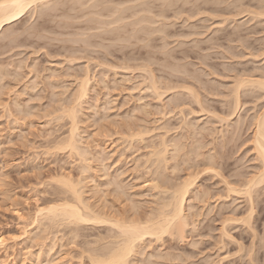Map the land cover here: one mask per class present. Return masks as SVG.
Here are the masks:
<instances>
[{
  "label": "rangeland",
  "instance_id": "rangeland-1",
  "mask_svg": "<svg viewBox=\"0 0 264 264\" xmlns=\"http://www.w3.org/2000/svg\"><path fill=\"white\" fill-rule=\"evenodd\" d=\"M59 1V0H58ZM74 1L75 0H73V1H70V0H60V4H58L57 6H56V9H55V14H57V15H55L52 11H50L49 12V14H50V16H48V15H46V13H45V17H43L42 16V14H41V16L39 15H37L35 12L32 14V15H29V14H31V13H27L26 15H24L23 17L25 18H23L22 19V21L20 20V22H18V24H16V26L17 27H14L15 26V24H13L14 26H10V28L5 32L6 33V35H3L2 37H4V36H6L5 38H8L7 40H5V41H3V43H1L2 41H0V50L2 51V52H0V65L2 66V68L0 67V71H1V69H2V71H1V74L3 73V72H5V75H4V73L2 74V76L0 75V79H1V77H4V78H2L1 79V81H3V82H0V86L1 85H3L2 87H4V88H2V87H0V89H1V96H0V237L2 238V239H4L3 240V245H1L0 246V264H43L44 262H48L49 264H50V261H51V259H50V261H49V257L51 258L52 257V263H54V264H94L93 262H91V260H89L86 256L88 255V254H85V252L83 253V246L84 245H82V244H87L88 242V244H90V241H94L95 239H93L92 237H96L97 236V238L96 239H98L100 236H103L104 235V233L106 232V230L104 231V228H103V230L102 231H104V232H102L101 231V229H102V227H104V226H98V225H93V224H91V225H89V224H85V225H81V224H79L80 226H82V227H77L78 229H79V232L78 233H80V234H78V236L76 235V237L77 238H75V239H73V237H74V235L71 233V235L73 236H69L68 234H70V232L68 233V228H70V227H68V226H64V227H62V225L63 224H59V225H61V226H59V225H57V226H59V228H55V224L53 225V226H51L53 223H51L50 221H49V223L48 222H45V221H47L48 219H46L45 221H44V219H43V217L41 218L40 216V218H38V216L37 215H35L34 216V210H35V203H36V201H37V203L39 204V205H42L43 206V204H45L46 205V203H47V201L45 200V199H47V200H49V199H52V198H57V197H63V196H67V194H65V193H62V192H59V186H61L60 185V182L58 181V177L60 176V174H62V173H64V175H67V174H70V176L71 177H73L72 179H74V180H76V179H78V178H84V174H86V173H82L81 174V170H79L78 168H81V165H82V163L81 162H79V161H77V160H75V159H77L76 157L74 158V156L73 157H71L70 155V157H68V152H67V150H64L66 153H67V155L65 154V152H63L61 149H59L58 151H55L54 149L56 148L55 146L57 145V143H56V145L54 146V144H55V142H57V141H59L60 140V136L59 135H63L64 134V132H65V134L67 133V131L65 130L64 131V129H67V127H68V125L67 126H65L64 127V125L68 122L67 120V118H66V120L60 115L61 114V112L60 111H58V115H60L61 117H60V119L61 118H63V119H61L62 121H59L58 119H59V117L58 118H55V117H57L58 115L56 114L57 113V111H54V113H53V116L51 115L52 114V112H51V108H49L48 107V109H50V110H48V113H47V111L45 112V113H42V112H36V111H41L40 109L38 110H36L35 112H33V113H36L35 114V116L33 115V117H31V115H29L28 116V118H27V116H22L24 119H25V121H24V119L22 120V118H21V114L19 113V114H17V113H13V111H12V109L10 110V108L12 107V104L10 105V101H12L13 100V98H14V96L16 95V97L15 98H17L18 99V97L20 98L19 100L20 101H22L23 100V102H26V101H29L30 100V98H31V96L30 95H32V99L31 100H33L34 101V98L37 96V98H35V101H36V99H38L37 100V102L39 103L40 102V104L42 103V104H47V102H49L50 100H51V93H50V90L51 89H49V88H47V79L46 78H44L45 77V75L46 74H48L49 72V69H48V67H49V65L50 64H52V66L50 65V67L49 68H54V66H55V68L58 70V69H60V67L62 68L61 70H58V73L60 74V72L61 73H65V71H66V73H65V75H63V74H60L59 76L60 77H64L65 76V79L64 80H61V78L60 79H58V83H59V80H61L60 82L61 83H66V85L63 83V87L64 86H66L64 89L66 90L68 87H70V91L68 90L67 92L65 91V93L67 94L66 96H68V104L70 103L69 102V99H70V97L72 96V92L71 91H73L74 92V90H75V88H76V85H77V80L75 79V76H80L79 74V72L80 71H82V72H84L83 71V67H84V65H86L87 67H88V74H89V76H93L92 77V80H90V84H91V88H92V90H93V92L91 91V95H89L90 94V92H89V99H88V96L87 97H85V107H84V109L86 110V109H88V110H86L88 113H90V116L88 115L87 117L88 118H86L85 117V113H86V115L88 114L84 109H83V112L85 111V113H83L82 114V118L84 119L83 121L81 120L80 122H81V124H80V126L82 127V128H84V129H87L86 131L87 132H90V134L89 133H87V132H84L85 134H87V135H85L84 133V135L82 134V137H81V139L83 140V141H85L86 139V141L88 142H86L85 141V143L82 141V140H80L81 141V144L82 143H84L85 144V146L86 145H88V148H89V150H91V149H93L94 151H95V147H96V145H97V149L99 148H101V149H107L105 152L106 153H110V155H109V158H108V161H107V163H110V161L112 162V164H109V166H114V167H109L108 169H109V172L111 173V170H112V172H113V170H115V166L117 165L120 169H121V167H123L122 168V171H123V169H125L124 170V172L123 173H127V174H123V176L125 177V179H126V181H129L128 183H132L133 182V186H131L132 188L130 189V191L131 192H135V194H137L138 193V191H139V193L140 192H144V195H149L148 193V191H150L151 189H148V188H150V184H149V182L151 181V176H150V174H151V172H150V174H149V176L147 175V177H145V175L144 174H147V171L146 172H143V169H148L149 168V166H148V168H147V165L144 163V162H146L147 160H144L143 159V156L142 155H145V156H147L146 154H147V150L145 149V148H143V146H142V144H139V142H136L135 144H136V150H138V151H136L135 149L133 150V148L135 147V144H133L132 145V148L130 147V148H127V147H129V146H125L126 144L128 145V141L126 140V139H124V137L123 136H125L126 134H125V132H124V124L123 123H126V122H124V120L125 121H127V122H129V118L131 117L130 116V113L131 112H133V110H135L136 109V111H140V110H144L145 109V106H146V109H147V112L149 111L150 113H148L147 114V112H146V110L144 111V113H143V111L141 112L140 111V113H138V112H136L135 111V114L136 113H138L139 115L138 116H136V117H139V116H143L144 117V115H145V113H146V117L147 118H149V119H147L146 118V121H148L149 120V124H151V125H149V126H152L153 125V123H151L152 121V119H153V122H159V123H164L165 121V123L164 124H162L163 126H165V125H167V126H170V127H168V133H170V136L171 135H175L174 137H177L176 135H178V133L179 134H182L183 132L185 133V131L186 130H182V132H179L180 131V129H181V126L180 125H182V119L183 118H185V120L187 121V119H186V117L188 118V119H190V120H192L191 121V123H192V125L193 126H196V127H194V133H196V132H198V131H196V130H198L199 129V127L198 126H200L201 125V127H203L204 125H208V126H211V128L212 129H209L208 131H212V135L210 134V133H207L206 134V130H207V128L204 130V129H202L201 130V134L200 133H197L196 134V137H198V138H201V137H203V136H210L211 135V138H210V141L214 138L215 140H217L218 142H220L222 145L223 144H225V145H221V144H218V142H214L213 140V142H212V144L214 143H217L216 145L217 146H215V145H213V147H215V148H217V149H215V148H211L210 147V145H209V147L206 145L204 148L205 149H203V151H205V152H207V150H208V148H210L211 150H208V151H214L215 153H218L217 154V156H220V158H218L219 159V161H220V164H221V166H223V167H221V168H219V173L220 174H224V176H226L225 178H226V180H228L229 182H233L232 184H234L235 185V183L238 181V182H241L243 179H245V178H247L249 175H250V173H251V171L254 169V167H253V169H252V166L251 165H253V164H256L257 162H256V160H252V156L254 157V155L252 154V149H251V146H250V140H248L249 139V136H250V133H251V129H249V123H247L246 124V120H248V116L251 114V112L253 111V109H252V106L254 107V105L253 104H255V103H257V102H254V100L252 99V98H254L253 96V94H251V95H253V96H251V95H247V98H246V95H243L242 94V96H241V101H242V104L243 105H241V107H240V109L238 110V112L236 113H234L232 116H230V118H228L227 117V111L230 113V110H231V107H230V105H229V102H228V100L230 101V98L228 97V95L229 94H227V93H229V91H227L231 86V83H233V81H234V78L235 77H241V75L240 74H243V75H245V74H247V73H249V72H251V71H253L254 69H262V68H264V55H263V53H264V0H179V2H176V0H172V1H174V3H173V5H169V6H171L168 10H166L167 8H168V6L166 7V9H165V7H164V12L166 13V15H162V14H160V12H159V10H162L163 9V6L165 5V3L168 1H165V3H164V5L162 6V8L160 7L163 3H162V1L160 0H147L148 1V3H146L145 2V0H143V3H145V4H142L141 3V0H140V2H137V1H139V0H130L131 2H130V5H132L133 7H131V6H129V4H126L127 6H129V10H127V7H126V9H125V7H123L122 9H125L126 11H124V10H122V12H120V10H118L120 7H121V5H120V7L118 8V3L119 4H122V6H124L123 5V1H124V3H127V2H129V0H82V3H80L81 2V0L79 1V3L77 2V4L79 5H76V1H75V3H74ZM84 1V2H83ZM90 1V2H89ZM103 1V2H102ZM164 1V0H163ZM185 1H188V2H185ZM92 2V3H91ZM99 2V3H98ZM104 2H106V3H104ZM116 2V3H115ZM121 2V3H120ZM158 2H160V3H162L161 5H160V3H158ZM216 2V3H215ZM260 2V3H259ZM85 3V4H84ZM90 3V4H89ZM103 3V4H102ZM108 3H111V4H108ZM113 3V4H112ZM142 5H141V4ZM258 3V4H257ZM262 3V4H261ZM72 4H73V6H72ZM80 4H82V5H80ZM88 4V5H87ZM108 4V5H107ZM117 4V9H115L114 7H115V5ZM138 4H140L141 5V7H139L138 8V6H140V5H138ZM146 4H148V5H146ZM160 6H159V5ZM199 4V6H197V5ZM261 6H260V5ZM85 5V6H84ZM147 6V8H149V6H150V8H153V9H151V12H150V15H148V13H149V10H148V13H147V16H148V19L149 20H152L153 22L152 23H142V26H143V28H138V30H136L137 28H136V26H135V21L137 20V18H135L134 19V16L132 17L130 14H135V13H139V14H137L136 16L138 17V16H140V15H142V13L144 14L145 12H142L141 13V11L142 10H140V8L142 9V6ZM186 6V7H184V6ZM194 5H195V7H194ZM77 6V7H76ZM91 6V7H90ZM104 6V7H103ZM143 6V8H146V7H144ZM152 6V7H151ZM72 7V8H71ZM79 7V8H78ZM81 7H83V9L81 8ZM131 7V8H130ZM179 7V8H178ZM188 7V8H187ZM71 8V9H70ZM83 10L82 12H81V10H80V12H79V10ZM112 8H114L113 9V11H112ZM157 8V9H156ZM175 8H177L176 10H175ZM182 8V9H181ZM186 10H185V9ZM74 9L75 10H78V11H74ZM132 10V12L133 13H131V12H129V11H131ZM181 9V12L184 14V12L185 13H188V16H190V18H188V19H186L188 16H185L186 14H182V13H180V11L179 10ZM184 9V10H183ZM253 9V10H252ZM114 10H115V13L116 14H114L115 16L117 15V14H119V16H121V14H122V16H123V18H124V16H126L125 18H126V20H125V18H124V20L121 18V17H119L118 15V19L117 18H114V15L113 16H111L110 17V14L112 15V12L114 13ZM117 10V11H116ZM137 10H138V12H137ZM190 12H188V11ZM196 11L195 13H193L194 11ZM252 10V11H251ZM38 11V10H37ZM54 11V10H53ZM110 11V12H109ZM112 11V12H111ZM119 11V12H118ZM136 11V12H135ZM144 11H145V9H144ZM167 11H168V14H167ZM177 12L176 14L174 13V12ZM187 11V12H186ZM258 11H261V13H263V14H261L260 12L258 13ZM75 12H78V13H81V15L82 16H80V14H79V16H80V18L79 19H77L76 17H79L77 14H76V16H75ZM126 12V13H125ZM172 12H173V14H172ZM248 12H250V13H248ZM130 13V14H129ZM156 13V15L157 16H155V17H157V18H154V16H153V14H155ZM164 13V14H165ZM170 13V14H169ZM178 13H180V15H179V17L177 18L176 17V19H174L173 20V16H174V18H175V15L176 16H178L177 14ZM191 13H193L192 15H191ZM251 13H253V15L251 14ZM255 13H257L256 15H255ZM52 14H54L53 16L55 17V16H57L56 18H52L51 16H52ZM73 14V15H72ZM89 16H88V15ZM146 14V13H145ZM144 14V15H145ZM158 14H160L159 16H158ZM172 14V15H171ZM181 14H182V17H181ZM258 14H261V15H258ZM44 15V14H43ZM93 15V16H92ZM130 15V16H129ZM29 16V17H28ZM30 16H32V18H30ZM46 16H48V18L46 19ZM58 16H60L62 19H64V20H62V19H60V17H58ZM72 16H74L76 19H73V17ZM98 16V17H97ZM106 16H109L110 17V22L109 21H107V20H109V18L108 17H106ZM146 16V17H147ZM166 16V17H165ZM170 16V17H169ZM255 17V18H253V17ZM260 16V17H259ZM30 18V19H28V18ZM36 17H38V18H36ZM41 17H43V18H41ZM113 17V18H112ZM133 18V20H135L134 21V23H133V20H132V18ZM144 18H145V16H143ZM142 17V18H143ZM152 17V18H151ZM259 19H258V18ZM51 18V19H50ZM104 18H105V20H104ZM108 18V19H107ZM112 18V19H111ZM120 18H121V20H123V21H125V22H123L122 21V23H121V21L118 23L117 22V26H114V25H112V26H114V28L115 29H111L110 27H112V26H110V24H114V22H116V19H117V21H119L120 20ZM130 18V19H129ZM169 18V19H168ZM28 19V20H27ZM35 19V20H34ZM62 20V21H60V20ZM71 19V20H70ZM93 19H94V21H93ZM115 21H114V20ZM168 19V21H166V20ZM184 19H186V20H184ZM30 20V21H29ZM34 20V21H33ZM40 20V21H39ZM47 20V21H46ZM48 20H50V21H48ZM60 22H59V21ZM166 22H165V21ZM170 20V21H169ZM29 21V22H28ZM37 21H38V23H37ZM42 21V22H41ZM46 21V22H45ZM99 21V22H98ZM105 21V22H104ZM131 21V22H130ZM26 22H28V23H26ZM33 22H34V24H33ZM39 22H40V24H39ZM64 22V23H63ZM106 22L108 23L107 24V26H106ZM175 22V23H174ZM17 23V22H16ZM37 23V24H36ZM43 23V25H44V27H42L43 25H41ZM58 23H60V24H58ZM132 23V24H131ZM162 23V24H161ZM172 23V24H171ZM184 23V24H183ZM26 24V25H25ZM33 24V25H32ZM67 26V27H64L65 25ZM103 24H105V25H103ZM119 24V25H118ZM120 24H122V25H120ZM159 24V25H158ZM166 24V25H165ZM168 24V25H167ZM171 24V25H170ZM189 24V25H188ZM236 24V25H235ZM21 25H23V28H21L22 26ZM29 25H31V27H33L34 29H35V32L31 29V28H28V26ZM61 26V25H64V26H61V27H58V26ZM110 27H109V26ZM187 25V26H186ZM25 26V27H24ZM27 26V27H26ZM38 26H40L41 27V29H40V27H38ZM139 25H137V27H138ZM159 26V27H158ZM236 26H238V27H236ZM30 27V26H29ZM37 29H36V28ZM46 27V28H45ZM63 27L64 28H66L65 30L63 29ZM97 27V28H96ZM106 27V28H105ZM108 27V28H107ZM120 27H122V28H120ZM141 27V26H140ZM236 27V28H235ZM15 28H16V30L18 31V33H20V34H17L16 36H15V32H16V30H15ZM28 28V29H27ZM60 28H61V30H60ZM110 28V30H108ZM120 28V29H119ZM133 28H136L135 30H134V33L136 34V37L135 36H133L134 34H132V32H133ZM161 28H162V31H161ZM163 28H164V31H163ZM47 29V30H46ZM59 29V30H58ZM82 29V30H81ZM93 29V30H92ZM117 29L119 30V31H117ZM156 29V30H155ZM213 29V30H212ZM23 32H22V31ZM30 30V31H29ZM42 31V35L40 34V32H37V31ZM57 30V31H56ZM66 30H68V31H66ZM77 30V31H76ZM79 30V31H78ZM113 30V31H112ZM140 30V31H139ZM158 30H160V31H158ZM212 30V31H211ZM11 31H13V33L11 34ZM20 31V32H19ZM31 31H33L34 32V34H35V36H34V34H33V32H32V34H31ZM60 31V32H59ZM73 31V32H72ZM78 33H76V32ZM83 32V35H86L85 37L84 36H82V38L84 39L85 38V40H86V37H87V33H89L88 35L90 36V38L89 37H87L88 38V41H87V46L86 47H88V49L87 50H85L86 49V47L83 45L85 42H84V40L83 41H81V39L82 38H80V37H77V36H81V34H80V32ZM85 31V32H84ZM118 32L117 34L115 33V32ZM121 31V32H120ZM132 31V32H131ZM138 32V34H137V32ZM168 31H170V32H168ZM216 31V32H215ZM76 33V35H75V33ZM81 32V33H82ZM126 32H127V34H126ZM167 32V33H166ZM174 32V33H173ZM179 32H181V33H179ZM199 32V34L197 35V33ZM201 32V33H200ZM216 34H214V33ZM4 33V32H3ZM4 33V34H5ZM17 33V32H16ZM24 33V34H23ZM38 33H39V36L37 37V35H38ZM61 33H63V34H65V35H62L61 34V36H60V34ZM72 33H74V35L72 34ZM85 33V34H84ZM97 33V35H95ZM115 33V34H114ZM120 33V35L119 36H117L118 34ZM122 33V34H121ZM123 33H125V34H123ZM131 33V34H130ZM193 33V34H192ZM12 36L11 38H10V35ZM14 34V35H13ZM91 34V35H90ZM92 34H93V36L94 37H97L98 35V37H99V40H97V38L96 39H93L94 37H91L92 36ZM131 36H130V35ZM201 34V35H200ZM20 35V36H19ZM41 35V36H40ZM46 35V36H45ZM70 35L73 37V38H71L70 37ZM115 35H116V38H115ZM122 35V37H120ZM150 36V37H148V36ZM195 35V36H194ZM18 36V37H17ZM44 36V37H43ZM65 36H68V37H66V38H63V37ZM75 36V37H74ZM133 36V38L131 39V38H129V37H132ZM141 37V40H140V37ZM147 36V37H146ZM213 36V37H212ZM224 36V37H223ZM2 37H0V40H3L4 38H2ZM15 37H17V38H14ZM56 37V38H55ZM69 37L72 39V40H69L68 41V39H69ZM105 37V38H104ZM120 38V40H118L119 38ZM135 37V38H134ZM138 37V38H137ZM2 38V39H1ZM57 38H58V40H57ZM62 38H63V40H62ZM101 38H104V39H101ZM108 38V39H107ZM112 38H115L114 40L112 39ZM126 38V39H125ZM145 38H147V39H145ZM150 38V39H149ZM17 39V40H16ZM65 39V40H64ZM67 39V40H66ZM92 39V40H91ZM112 39V40H111ZM194 40V42H193V40ZM209 39V40H208ZM8 40L10 41V40H15L16 42H12L11 43V41L10 42H8ZM74 40V41H73ZM100 40H101V42L103 41L104 43H102V45H101V43H100V45L98 46V44H99V42H100ZM126 40H129V41H127L126 42ZM146 40H148V41H146ZM65 41H66V43H65ZM93 41H95V42H93ZM98 42V44H97V42ZM144 41V42H143ZM145 41H146V43H147V45L145 44ZM180 41V42H179ZM181 41H183V42H181ZM69 42V43H68ZM72 42H74V43H72ZM111 42V43H110ZM114 42V43H113ZM9 43H11V45L9 44ZM88 43H90V45H88ZM94 43H95V45H94ZM106 43V45H104ZM110 43V45H108ZM126 43H127V45H126ZM144 43V44H143ZM165 43V45H163ZM222 43V44H221ZM5 44V45H4ZM8 44H9V47H12V48H10V49H8V48H6L7 46H8ZM19 44V45H18ZM67 44V45H66ZM73 44V45H72ZM74 44H76L75 45V48H74ZM197 44H199V45H197ZM62 45H63V49H62ZM66 46V48H65V46ZM73 47H72V46ZM180 45H182V46H180ZM216 45V46H215ZM222 45V46H221ZM4 46V47H3ZM92 46H94L93 48H91ZM161 46H163V48L161 47ZM180 46V48H178ZM194 46H195V48H194ZM208 46V47H207ZM226 46H229V47H226ZM72 48V49H70V48ZM77 47H78V49H77ZM201 48L200 50H199V48ZM223 47H225V48H223ZM85 48V49H84ZM91 48V49H90ZM98 48V49H97ZM102 50V51H100V49ZM104 48V49H103ZM198 48V49H197ZM226 48H228V49H226ZM232 48V49H231ZM4 49V50H3ZM61 49V50H60ZM96 49V50H95ZM105 49H107V50H105ZM164 49H168L169 51L167 52V50H164ZM223 49V50H222ZM243 51H242V50ZM63 50V51H62ZM70 54V55H72V56H70L66 51ZM76 51V53H77V55H76V53H75V55H74V52L73 51ZM77 50H79V51H77ZM93 50H95V51H93ZM104 50H105V52H104ZM166 52L165 54H163L164 53V51ZM203 50H205V51H203ZM232 51V52H229V51ZM71 53H70V52ZM92 51V52H91ZM163 51V52H162ZM173 51V52H172ZM183 51H185L184 53L186 54H184V53H182ZM193 51H194V53H193ZM201 51V52H200ZM221 53H220V52ZM235 51V52H234ZM239 53H238V52ZM60 52V53H59ZM65 52V53H64ZM88 52V53H87ZM94 52V53H93ZM96 52H98L97 54H96ZM104 52V53H103ZM107 52V53H106ZM170 52V53H169ZM180 52L182 53V54H180ZM189 52V53H188ZM203 52V53H202ZM227 52V53H226ZM238 54H237V53ZM262 54H261V53ZM3 53V54H2ZM93 53V54H92ZM111 53V54H110ZM167 53H169L170 54V56H169V54H167ZM174 53H176V54H174ZM198 53V54H197ZM225 53V54H224ZM233 53H235V55L233 54ZM53 54H55V55H53ZM67 54V55H66ZM108 54V55H107ZM147 54V55H146ZM201 54V57L199 56ZM228 54V55H227ZM232 54V55H231ZM251 54V55H250ZM258 54H259V56H258ZM260 54H261V56H260ZM79 55V56H78ZM87 55V56H86ZM97 55V56H96ZM163 55V56H162ZM165 55V56H164ZM172 55H174V56H172ZM181 55H184V56H182L181 57ZM188 55V56H187ZM194 55V56H193ZM197 55V56H196ZM206 55V56H205ZM208 55V56H207ZM227 55V56H226ZM230 55V56H229ZM256 55V56H255ZM22 56V57H21ZM24 56V57H23ZM51 58H50V57ZM65 56H66V58H65ZM67 56H68V58L70 57H74V58H77V59H75L76 61H74V60H72V59H70L71 61H69V63H67L68 61H66V60H69L68 58H67ZM91 56V57H90ZM93 56V57H92ZM106 56V57H105ZM126 56V57H125ZM127 56H129V57H127ZM134 56V57H133ZM144 56V57H143ZM155 57V58H152V60L154 61V59H155V61L153 62L152 60H151V57ZM168 58H167V57ZM185 56H186V58H185ZM19 58L18 59V61L20 62L21 60V62L20 63H18L17 61H16V59L17 58ZM102 57V58H101ZM125 57V58H124ZM132 57V58H131ZM169 57H171V58H169ZM175 57V58H174ZM178 57H179V64L180 63H182L180 66H187L186 68L187 69H181V70H179L180 69V66H178V67H175L174 66V61L175 62H177L178 61ZM194 57H200L199 59L200 60H198V58L196 59V58H194ZM231 57V58H230ZM5 58V60H3ZM13 58V59H12ZM28 58V59H27ZM80 58V59H79ZM88 58V60L86 61L85 59H87ZM90 58V59H89ZM104 58V59H103ZM106 58H108V59H106ZM112 60H111V59ZM116 58V59H115ZM122 58H123V61H122ZM129 58L131 59V61H127V60H129ZM156 58H157V60H156ZM164 58H165V60H164ZM201 58H206V60H202ZM7 59H8V61H7ZM9 59L11 60L10 62H9ZM23 59H24V61H23ZM49 59V60H48ZM62 59V60H61ZM66 59V60H65ZM95 59V60H94ZM97 59H98V61H97ZM100 59V60H99ZM103 59V60H102ZM111 61H113V62H111ZM132 59H133V61H132ZM168 59V60H167ZM2 60V61H1ZM12 60H13V62H12ZM32 60H33V62H32ZM47 60H48V62H47ZM105 60V61H104ZM108 60V61H107ZM119 60V61H118ZM14 61H16L17 63H15ZM26 61V62H25ZM30 62V64H29V62ZM74 61V62H73ZM84 61V62H83ZM91 61V63L89 64V62ZM104 61V62H103ZM152 61V62H151ZM173 61V62H172ZM189 61V62H188ZM206 61V62H205ZM5 62H6V64H5ZM13 63V64H10V63ZM23 62V63H22ZM61 62H62V64H61ZM123 62V63H122ZM126 62V63H125ZM150 62V63H149ZM159 62V63H158ZM165 62V63H164ZM168 62H169V66H171L170 65V63L172 64V66L171 67H169V66H166V63L168 64ZM185 62V63H184ZM187 62L190 64H187ZM204 64H203V63ZM21 63H22V65H21ZM48 63V64H47ZM65 63L67 64V65H65ZM76 63H77V65H76ZM96 63H99V64H96ZM100 63H101V65H104L103 67H100L101 65H100ZM107 63V65H105ZM146 63V64H145ZM151 63H152V65H151ZM199 63V64H198ZM223 63V64H222ZM224 63H226V64H224ZM228 63L230 64V65H228ZM263 63V64H262ZM3 64V65H2ZM5 64V65H4ZM7 64H8V66H10V67H8L7 66ZM19 64H20V68H19ZM31 64H32V66H33V69H32V67H31ZM48 66H46V65ZM55 64V65H54ZM84 64V65H83ZM88 64H89V66H88ZM111 65L112 67H110V66H108V65ZM179 64H177V65H179ZM202 66H201V65ZM212 64V65H211ZM222 64V65H221ZM262 64V65H261ZM12 65H14V66H12ZM27 68H24V66ZM76 65V66H75ZM82 65V66H81ZM93 65V66H92ZM98 65H100V66H98ZM113 65H114V67H115V70H114V67H113ZM122 65V66H121ZM124 65V66H123ZM126 65V66H125ZM130 65V66H129ZM132 65V66H131ZM134 65H136V66H134ZM138 65H140V66H138ZM145 65H148L147 67H148V70H150V69H152L151 71H149V72H151L152 73V75L151 74H149L148 73V75L151 77V76H154V78H153V80L155 79V80H157L158 78H162L161 80H163L164 79V81H166L167 83H168V85L169 86H167V87H171L170 85L172 84V86H173V90H168V92H170L169 94L167 93V87H166V85L164 84L165 82L164 81H158L157 83H159V91L162 89V88H166V90L165 91H163L164 93L166 92V94L167 95H161L162 97L160 98V99H162V101L160 102V100H158L159 99V97H157V96H154L153 94V92H152V90H151V94L152 95H150V87L148 86L150 83H148L149 81H145L144 82V80H145V78H146V80H149L150 79V81H151V78L146 74L147 72H145V71H148V70H146V68L147 67H145ZM155 67H154V66ZM175 65H176V63H175ZM191 65H193V67L191 66ZM197 65V66H196ZM199 65V66H198ZM208 65H210L209 66V68H208ZM237 65V66H236ZM245 65V66H244ZM5 66H7V67H5ZM28 66V67H27ZM42 66H44V67H42ZM85 66V67H86ZM107 66H108V69H107ZM121 66V67H120ZM149 66H151V67H149ZM190 66V67H189ZM194 66H196V67H194ZM203 66H207V67H203ZM230 66V67H229ZM253 66H254V68H253ZM13 68V70H11L12 68ZM19 68L20 69V71L18 72V76H16L17 75V73H16V70H19V69H15V68ZM31 67V68H30ZM41 67V68H40ZM46 67V68H45ZM65 67V68H64ZM71 67V68H70ZM81 67V68H80ZM86 67V68H87ZM91 67V68H90ZM106 67V68H105ZM130 67V68H129ZM173 67H174V69H173ZM192 67V68H191ZM203 69V71L200 69ZM242 67V68H241ZM4 68V69H3ZM21 68H23V69H21ZM43 68H45L44 70H47V71H45V72H42V70H43ZM69 68V69H68ZM72 68H73V70H72ZM76 70H75V69ZM90 68V69H89ZM113 68V69H112ZM143 68H145V69H143ZM175 68L176 69H178L177 70V72H176V70H175ZM189 68V69H188ZM209 69V71H208V69ZM225 68V69H224ZM237 68V69H236ZM7 69H9L8 71H7ZM15 69V70H14ZM30 69H32L33 71H31ZM34 69H36V70H34ZM63 69H64V71H63ZM93 69H95L96 70V73H95V71L93 70ZM173 69V70H172ZM196 69V70H195ZM205 69V70H204ZM213 69H215L216 71H214ZM232 69V70H231ZM234 69H235V71H234ZM245 69V70H244ZM247 69V70H246ZM4 70V71H3ZM25 70H27V71H25ZM72 70V71H71ZM85 70V69H84ZM105 70V71H104ZM142 70V71H141ZM154 70V71H153ZM168 70H170V71H168ZM186 71V72H184L185 73V75H186V73H187V71H188V73H187V77L190 75L189 73H191V76H189L188 77V79L190 80V81H192L191 83L193 84V83H195L194 85H192V84H190V83H188L189 82V80H187V81H181V79H182V77L183 76H180V74H178V72L179 73H181V71ZM194 70V71H193ZM243 70V71H242ZM15 71V72H14ZM68 71H71V73L70 72H68ZM102 71V72H101ZM108 71V72H107ZM113 71H114V73H113ZM172 71V72H171ZM175 71V72H174ZM194 73H193V72ZM211 71H213V72H211ZM218 71V72H217ZM254 71H256V70H254ZM10 72H11V74H10ZM34 72H37L36 74H37V76L35 77V73ZM39 72H41V74H39ZM81 72V73H82ZM101 72V73H100ZM174 72V73H173ZM196 72H200V74L199 73H196ZM201 72H202V75L203 76H201ZM207 72H209V74L207 73ZM241 72V73H240ZM7 73L8 74H10V75H7ZM12 73H13V75H15L14 76V79H13V75H12ZM25 73V74H24ZM30 73H32V74H30ZM68 73V74H67ZM73 73V75H71L70 76V74H72ZM74 73H75V76H74ZM77 73V74H76ZM91 73H93V75H91ZM106 73H108V74H106ZM153 73H154V75H153ZM177 73V74H176ZM204 73V74H203ZM214 73V74H213ZM240 73V74H239ZM30 74V75H29ZM44 76H43V75ZM98 74V75H97ZM114 74V75H113ZM146 74V75H145ZM195 74H197V75H194ZM199 74V75H198ZM207 74V75H206ZM219 74V75H218ZM38 75H42V76H39L38 77ZM67 75V76H66ZM103 75H105V76H103ZM110 75V76H109ZM143 75V76H142ZM175 75V76H174ZM181 75H184L183 73L181 74ZM185 75H184V77H185ZM192 75H193V77H192ZM206 75V76H205ZM218 75V76H217ZM224 75V76H223ZM242 75V76H243ZM24 76V77H23ZM27 78H26V77ZM58 76V77H59ZM102 76H103V79H102ZM111 76H113V77H111ZM146 76V77H145ZM156 76V77H155ZM159 76V77H158ZM170 76V77H169ZM173 76V77H172ZM177 76H179V79L177 78ZM214 76H216V77H214ZM231 76V77H230ZM11 77V78H10ZM15 77H16V79H15ZM20 79H19V78ZM32 77H34V80H35V78H36V80H38V79H40L41 77L43 78V79H45L46 80V84H45V80L43 81V80H41V83H42V85H44L43 87H42V85H41V83L39 82L37 85H36V88H38V91H36V88H29L28 86H25V85H23V84H25V83H27L28 82V80H29V82H30V80L31 81H33V78ZM37 77H38V79H37ZM99 77V78H98ZM100 77H101V79H100ZM104 77H106V78H104ZM108 77V78H107ZM123 77V78H122ZM145 77V78H144ZM147 77H149V79L147 78ZM158 77V78H157ZM174 77H176L177 78V81H176V79L174 78ZM183 77V78H184ZM191 77V78H190ZM197 77H200V79H201V81H200V79H198ZM208 79H207V78ZM214 77V78H213ZM232 77H234V78H232ZM23 78V79H22ZM97 78V79H96ZM110 78H112V79H110ZM117 78V79H116ZM173 78V79H172ZM181 78V79H180ZM193 78V79H192ZM196 78V80L194 81V79ZM220 80H219V79ZM14 80V82H13V80ZM90 79H91V77H90ZM95 79V80H94ZM120 79V80H119ZM169 79H172L171 81L169 80ZM187 78L185 77V79L184 80H186ZM214 79V80H213ZM7 80V81H6ZM8 80L10 81V83L8 82ZM16 80V81H15ZM22 82H21V81ZM40 80H38V81H40ZM101 80H103V82L101 81ZM104 80H105V83H104ZM109 80V81H108ZM119 80V81H118ZM183 80V79H182ZM197 80H199V81H197ZM204 82H203V81ZM212 82H211V81ZM67 81H68V83H67ZM73 81H75L76 83H74ZM95 81V83H97L98 85H96L95 83H94V88L92 87V83ZM97 81V82H96ZM107 81V82H106ZM174 81H176V82H174V84H173V82ZM208 81H210V84H215V85H210L209 84V82ZM216 81V82H215ZM232 81V82H231ZM21 82V83H20ZM71 82V83H70ZM101 82V83H100ZM115 82V83H114ZM169 82H170V84H169ZM172 82V83H171ZM181 82V83H180ZM188 83L187 85H190V87H191V85H192V87L191 88H195V86L197 85V86H200L199 88L197 87V88H195V90H197V91H199L198 93H196V94H198L199 95V97H201L200 99H201V101L203 102V106H205L204 108H205V110L204 111H200V109H199V107H195V106H197L196 104H195V106L193 105L194 103V99L192 98V96H191V94H188V91H186L185 89H183L184 87V84H185V86H186V83ZM231 82V83H230ZM2 83V84H1ZM70 83V85H68ZM112 83H114V85L112 84ZM145 83H147V84H145ZM161 83H163L162 85H161ZM178 83H179V85H181V84H183V86H180V88H182V91H183V93H182V91H180V90H178V91H180L181 93H182V95H181V93H179L181 96H182V98H181V96L178 94V95H175L173 92H174V90L175 89H178L179 87H178ZM197 83V84H196ZM201 83H203V84H200ZM204 83H205V85H204ZM218 83V84H217ZM41 86H40V85ZM60 84V83H59ZM76 84V85H75ZM101 84V85H100ZM144 84V85H143ZM176 84V85H175ZM206 84H209V86L210 87H208V85H206ZM223 84V87H221V85ZM226 84V85H225ZM27 85H28V83H27ZM71 85H72V87H71ZM75 85V86H74ZM105 85V86H104ZM116 85V86H115ZM158 85V84H157ZM174 85L177 87V88H175L174 87ZM219 85V86H218ZM230 87H229V86ZM6 86V87H5ZM60 86H61V88H60ZM59 86V88H58V90H60L61 89V91H64V89H62V85H60ZM97 86H98V88H97ZM100 86V87H99ZM140 86V87H139ZM145 86H147L146 88H145ZM194 86V87H193ZM203 86V87H202ZM23 87V89L25 88H27L26 89V91H24L23 89L21 90V88ZM40 87H42V88H40ZM44 87H45V90H44ZM75 87V88H74ZM150 88V89H147V88ZM208 87V88H207ZM215 87V88H214ZM217 87H219V88H217ZM225 87L227 88L228 87V89H225ZM29 88V89H28ZM73 88V89H72ZM107 88V89H106ZM161 88V89H160ZM203 88V89H202ZM221 88V89H220ZM224 90H223V89ZM4 89V90H3ZM34 89H35V91H34ZM49 89V94H47L48 92H47V90ZM72 89V90H71ZM96 89V93L94 92V90ZM99 89V90H98ZM105 91H104V90ZM110 89H111V91H110ZM201 89V90H200ZM4 92H3V91ZM10 90V91H9ZM12 90V91H11ZM31 91V92H29V91ZM91 90V89H90ZM106 90H107V92H106ZM109 90V91H108ZM149 90V91H148ZM163 90V89H162ZM161 90V91H162ZM211 90V91H210ZM218 90V91H217ZM222 90V91H221ZM225 90L227 91L226 92V94H225V96H227V97H225V96H223L224 95V93H225ZM5 91L7 92L6 94H8V95H6V94H4L5 93ZM18 93V94H16V92ZM19 91H21V93L19 92ZM24 91V92H23ZM40 91V92H39ZM173 91V92H172ZM178 91L176 90L175 92H176V94L178 93ZM187 93H186V92ZM196 91V92H197ZM208 91V92H207ZM224 91V92H223ZM23 92V93H22ZM25 92H26V94H25ZM35 92H36V94H35ZM37 92H39V93H37ZM46 92V93H45ZM69 92H71L70 94H71V96H69L70 94H69ZM108 93L107 95L106 94H104V93ZM110 92V93H109ZM184 92H185V94H184ZM195 92V91H194ZM214 92V93H213ZM27 93H31L30 95H28ZM45 93V94H44ZM64 93V92H63ZM63 93H61V95H63L62 97H64V94ZM92 93H95V94H92ZM222 93V94H221ZM4 94V95H3ZM15 94V95H14ZM23 96H25V99H28V100H26L25 101V99L24 98H21L22 97V95ZM34 94V95H33ZM39 96H41V95H43V96H41V97H39ZM111 96H110V95ZM149 94V95H148ZM173 94H174V97H177V98H175L174 99V97H172L173 96ZM187 94L189 95V97L187 96ZM5 95H6V97H5ZM13 95V96H12ZM19 95V96H18ZM36 95V96H35ZM92 95H93V97H92ZM95 95V96H94ZM96 95H98V96H96ZM156 95V94H155ZM183 95H185L184 96V98H183ZM212 95V96H211ZM213 95H215V97H213ZM217 95V96H216ZM26 96H27V98H26ZM50 96V97H49ZM106 96H108V98H109V100H108V98L106 97ZM140 96V97H139ZM152 96V97H151ZM180 96V98H178ZM218 96H219V98H218ZM4 97V98H3ZM13 97V98H12ZM143 97V98H142ZM158 99H157V98ZM185 97H188V98H185ZM209 97V98H208ZM220 97H222V98H220ZM4 100H3V99ZM9 98H11V100L9 101ZM101 98H102V100H101ZM104 98V99H103ZM113 98V99H112ZM141 98V99H140ZM169 98H172V100L171 99H169ZM218 98V99H217ZM227 98V100H225ZM243 98V99H242ZM244 98H246V99H244ZM6 99V100H5ZM48 99H50V100H48ZM88 99V100H87ZM93 99V100H92ZM139 99V100H138ZM183 99L185 100L184 102H182L183 101ZM188 99V100H187ZM255 99V98H254ZM7 100H8V102H7ZM92 102H91V101ZM107 100V101H106ZM149 100V101H148ZM251 100H252V102H251ZM34 101V102H35ZM45 101H47V102H45ZM94 101V102H93ZM95 101H97V103L95 102ZM131 101V102H130ZM144 101H145V103H144ZM165 102V109H164V102ZM169 101V102H168ZM179 101H180V104L182 105H180V104H178L179 103ZM191 101H193L192 102V104H190L191 103ZM224 101V102H223ZM245 101V102H244ZM248 101V102H247ZM250 101V102H249ZM5 102H7L8 104H9V106H8V104L7 103H5ZM10 102V103H9ZM88 104H87V103ZM100 102V103H99ZM104 102H106V103H104ZM112 102H114V104L112 103ZM134 102H136V103H134ZM147 102V103H146ZM163 102V103H162ZM166 102H168V103H172V104H167ZM173 102H177L176 104H174ZM209 102V103H208ZM220 102H222V104L220 103ZM228 102V103H227ZM244 102V103H243ZM3 103H5V105L3 104ZM92 103V104H91ZM160 103H162L161 105H163L162 107H163V109L164 110H166V108H168V111H172L171 110V108H172V106H173V104H174V112L172 111V112H169V114H172V115H170L169 117H168V115H166V116H163V114H166V113H168L167 112V110H166V112L163 110V109H161L162 107H161V105H160ZM249 103V104H248ZM41 104V105H42ZM55 104V103H54ZM90 104H91V106L92 107H95V108H92L91 106H90ZM96 104V105H95ZM107 105L108 104V106H106V107H108V108H104V106L105 105ZM111 104V105H110ZM139 106V105H142L143 106V109H139V107L137 106V105ZM144 104V105H143ZM166 104H167V106H166ZM188 104H189V107H191L193 110L195 109V110H197V111H199V112H197L196 113V111L194 110V112L196 113V114H194L193 112V114L192 113H190V110H192V109H190L189 110V107H188ZM56 105V104H55ZM86 105H88L89 107H87ZM109 105H110V107H109ZM113 105V106H112ZM135 105V106H134ZM147 105H149V106H147ZM160 107H159V106ZM185 106V108H182V107H184ZM187 105V106H186ZM191 105V106H190ZM192 105H193V107H192ZM222 105V106H221ZM2 106H5V107H2ZM11 106V107H10ZM43 106H45V105H43ZM69 106V105H68ZM98 106H100L99 107V109L100 110H98ZM132 106V107H131ZM133 106H134V108L137 106L138 107V110H137V107L134 109L133 108ZM169 106V107H168ZM176 106H181L180 108L182 109V112H181V114H183L184 113V115L185 114H189V115H187L186 117L184 116L183 117V115H181L180 114V112L178 113V111H179V107H178V111H177V109H175V108H177ZM210 106V107H209ZM221 106V107H220ZM227 106H229V107H227ZM246 106V107H245ZM6 107H8V109H6ZM97 107V108H96ZM103 107V108H102ZM113 107V108H112ZM155 107V108H154ZM188 107V108H187ZM229 108V110H227V108ZM141 108V107H140ZM156 108H157V110H156ZM188 110H187V109ZM206 108H207V110L209 111H207L206 110ZM104 109H107V110H104ZM111 109V110H110ZM133 109V110H132ZM215 110V112L213 111V110ZM224 109V110H223ZM11 112H10V111ZM94 110V111H93ZM97 110H98V113H95V111L97 112ZM104 110V111H106L104 114H102L103 112L102 111ZM110 110V111H109ZM185 110V111H184ZM192 110V111H193ZM6 111V112H5ZM8 111L10 112V113H12L11 115H8V114H10V113H8ZM90 111V112H89ZM112 111V112H111ZM157 111H159V112H157ZM163 111H164V113H163ZM186 111H189V112H187V113H185ZM207 111V112H206ZM249 111V112H248ZM56 112V113H55ZM123 112V113H122ZM125 112H126V114H125ZM127 112H129V113H127ZM154 112H155V114H154ZM177 112V113H176ZM206 112V113H205ZM213 112V113H212ZM240 112V113H239ZM100 113H101V115H103L104 117H102L101 115H100ZM144 115H143V114ZM160 113V114H159ZM162 113V114H161ZM209 113V114H208ZM215 113H217V114H215ZM226 115V117L228 118V120H232V124L230 123V124H226V123H229V122H225V125H224V120H220L219 118L221 117V119H223L224 117H225V115ZM15 114V115H14ZM16 114L18 115V117H19V115H20V117L18 118L17 116H16ZM56 114V115H55ZM108 116H107V115ZM112 114V115H111ZM123 116H122V115ZM129 114V115H128ZM134 114V115H135ZM142 114V115H141ZM175 114L177 115L176 117H174L175 116ZM207 114H208V116H207ZM211 114L213 115V117H211ZM215 114V115H214ZM6 115H8V116H6ZM14 115V116H13ZM45 115H47V116H45ZM51 116L50 118H49V116ZM95 115V116H94ZM116 117H115V116ZM118 115V116H117ZM125 115V116H124ZM127 115V116H126ZM132 116H133V113L131 114ZM153 115V116H152ZM160 116V118H159V116ZM194 115H196V116H193ZM223 115V116H222ZM242 115V116H241ZM244 115V116H243ZM12 116V117H11ZM15 116H16V121L15 120H13V118H15ZM42 116V117H41ZM44 116V117H43ZM55 116V117H54ZM105 116H107V117H105ZM124 117V118H121V117ZM152 116V117H151ZM173 116V117H172ZM180 116V117H179ZM181 116L183 117V118H181ZM220 116V117H219ZM237 116H239V117H242V120L243 121H245V122H243V121H240V123L238 122L237 124L240 126H238V128H237V126H236V120L239 118V117H237ZM7 117H8V119H7ZM26 117V118H25ZM29 117H31L30 119H29ZM54 117V118H53ZM85 117V118H84ZM111 117H115V119L117 120V121H119V123H117L118 125H115L116 124V120L114 119V118H111ZM121 118V120H120V118ZM133 117H135V116H133ZM135 117V118H136ZM157 119V118H159V121H158V119L156 120L155 118ZM162 117H164V118H162ZM166 117V118H165ZM172 119H171V118ZM217 117V118H216ZM219 117V118H218ZM225 117V118H226ZM232 117V118H231ZM245 117V118H244ZM246 117H247V119H246ZM17 118H18V120H17ZM47 118V119H46ZM81 118V119H82ZM145 118V117H144ZM167 118H169V119H167ZM174 118V119H173ZM178 118V119H177ZM195 118V119H194ZM198 118H199V120H198ZM212 119V120H210L209 121V119ZM11 119H12V121H14V122H12L11 121ZM27 119H28V121H27ZM50 119V120H49ZM56 119V120H55ZM87 119V120H86ZM112 119V120H111ZM123 119V120H122ZM131 119V121H134V118H130ZM133 119V120H132ZM154 119H155V121H154ZM165 119H167V120H165ZM215 119H219L218 120V122H217V120H215ZM240 119V118H239ZM245 119V120H244ZM20 120V122H18ZM30 120H31V122H30ZM59 121L60 122V126H62V129H61V127L58 125V123L59 122H56V121ZM94 120H96L94 123H93V121ZM135 120H137V122H138V118H136ZM165 120V121H164ZM184 120V119H183ZM190 120H188V122H190ZM198 120V121H197ZM234 120V121H233ZM11 121V122H10ZM64 121V122H63ZM67 121V122H66ZM99 121L100 122H102L101 124H99ZM110 121V122H109ZM112 121L114 122V121H116V122H114L113 124L114 125H112ZM130 121V122H131ZM163 121V122H162ZM206 121V122H205ZM216 121V122H215ZM226 121V120H225ZM25 122V123H24ZM46 122H49L48 124H46ZM92 122V123H91ZM121 122H122V124H121ZM181 122V124H178V123H180ZM195 122V123H194ZM213 122H214V124L215 125H213ZM248 122V121H247ZM32 123V124H31ZM44 123L46 124V125H44ZM84 123V124H83ZM95 123H97V124H95ZM211 123V124H210ZM235 123V124H234ZM12 124L15 126H12ZM63 124V125H62ZM69 124V123H68ZM128 124V123H127ZM170 124V125H169ZM177 124H178V126H177ZM200 124V125H199ZM219 124V125H218ZM220 124H221V127H220ZM241 124V125H240ZM245 124V125H244ZM58 125V126H57ZM85 125V126H84ZM98 125V126H97ZM99 125H102L101 127L99 126ZM104 125H106L105 127H103ZM122 125V126H121ZM159 126L160 124H155V126ZM162 125H160V126H162ZM217 125V126H216ZM229 127V129L228 128H226L227 126ZM230 125H232V126H230ZM11 126V127H10ZM53 126V127H52ZM56 126V127H55ZM109 126V127H108ZM113 126H117V129L115 128V127H113ZM167 126H165L166 128H167ZM174 126H176V128H174ZM180 126V129H178V127ZM184 126V123H183V125H182V127ZM223 126H224V128H223ZM234 126V127H233ZM235 126H236V128H235ZM246 126H247V128H246ZM47 127V128H46ZM50 127V128H49ZM55 127V128H54ZM64 127V128H63ZM154 127V126H153ZM198 127V129H196ZM214 127L215 128H217V129H214ZM218 127H219V129H218ZM232 129H231V128ZM13 128V129H12ZM22 128V129H21ZM25 128V129H24ZM52 128V129H51ZM57 128H60V129H57ZM108 128V129H107ZM113 128V129H112ZM120 128H121V130H120ZM155 129H156V127H154ZM154 128H152V130L154 129ZM158 128H160V127H158ZM163 128V130L165 129L164 127H162ZM48 130V132H50V134L47 132V130ZM50 129V130H49ZM103 129V130H102ZM106 131H105V130ZM110 129V130H109ZM115 129V133L113 132V130ZM161 129V128H160ZM176 129V130H175ZM185 129V128H184ZM237 129H238V131H237ZM12 130V131H11ZM20 130V131H19ZM53 130H57V131H59L60 130V132H58L57 133V131L55 132V131H53ZM90 130V131H89ZM116 130L118 131V132H116ZM162 130V129H161ZM161 130H157V131H154L153 130V133H151V136H152V138L154 137V133H159V134H164L165 135V131L167 130H162V132H161ZM236 130V131H235ZM240 130V131H239ZM120 131H121V134H125V135H123L122 137H123V139H121L122 137L120 136L121 134H120ZM122 131L124 132V133H122ZM199 131H200V129H199ZM20 132V133H19ZM52 132L54 133V134H52ZM62 132V133H61ZM92 132V133H91ZM173 132V133H172ZM176 132H177V134H176ZM250 132V133H249ZM40 133V134H39ZM47 133V134H46ZM60 133V134H59ZM94 133V134H93ZM187 133V132H186ZM203 133H205V134H203ZM214 133H216L217 134V136H216V134H214ZM221 133H222V136L221 137H223L224 135H225V137L224 138H226L227 137V141H226V139H224L223 138V140H220L221 138H220V135H221ZM228 133H229V135H228ZM47 137L48 136V134H49V136H51V140L49 139V137H45L44 138V135ZM92 134V136H90ZM117 134H118V136H117ZM199 134V135H198ZM203 134V136H201ZM209 134V135H208ZM55 135V137H53ZM57 135L59 136V139L57 140L56 138H57ZM89 135V136H88ZM93 135H95V137L93 136ZM149 135V134H148ZM148 135H147V137H148ZM158 135V134H157ZM167 136H168V134H166ZM214 135V136H213ZM218 135H219V137H218ZM63 136H65V135H63ZM151 136H149V138H147V139H149V140H152L150 137ZM160 136V135H159ZM159 136H157V138H160ZM201 136V137H200ZM206 136V138H204V140H203V138H202V140L204 141V142H207L208 140H209V137H207ZM213 136V137H212ZM215 136H216V138H215ZM88 137L90 138V139H88ZM92 137V138H91ZM155 137H156V135H155ZM180 137V136H179ZM228 137H230V138H228ZM247 137H248V139H247ZM45 139L44 141L43 140H41V139ZM94 138H96L98 141H96V139H94ZM119 139L118 141L116 140V139ZM157 138H153V140H157ZM167 138H170L169 136L167 137ZM182 138H184V137H182ZM233 138V139H232ZM55 139H56V141H55ZM102 139H104V140H102ZM111 139V140H110ZM186 139V143H189L190 141H192V140H189V142H187L188 140V138H184V140ZM46 140H48V145H47V143H45L46 142ZM50 140V141H49ZM93 142H92V141ZM123 140H125V142H123ZM207 140V141H206ZM220 140V141H219ZM53 141H55V142H53ZM106 141H108V142H106ZM209 141V142H210ZM222 141V142H221ZM224 141H226V143H223ZM230 141V142H229ZM44 142V143H43ZM95 142V143H94ZM102 142V143H101ZM110 142H112V144H113V147H115L114 149H113V147H112V144L110 143ZM49 143H51V145L49 144ZM53 143V144H52ZM101 143V144H100ZM124 145H123V144ZM126 143V144H125ZM134 143V142H133ZM137 143L139 144L138 146H141L140 148L137 146ZM140 143H142V142H140ZM43 144H45V145H43ZM100 144V146L102 145H105V146H103L104 148H102V147H98V145ZM111 144V145H110ZM206 144H209V143H206ZM211 144V143H210ZM42 145V146H41ZM83 145V144H82ZM81 145V146H82ZM90 145V146H89ZM219 145V146H218ZM232 147H231V146ZM47 146H48V148L50 147L51 148V146L53 147H55V148H53V150H54V152H57L58 154H55L54 152V154L52 153V151H50V150H48V148H47ZM93 148H92V147ZM123 146H124V148H123ZM226 146H227V148H226ZM106 147V148H105ZM111 147V148H110ZM137 147L139 148V149H137ZM219 147V148H218ZM220 147H222V148H220ZM43 148H44V150H45V148H46V150L45 151H50L51 152V154H49L50 152H47L46 154H49V155H46V154H44L45 153V151L43 150ZM126 148V149H125ZM142 148V149H141ZM207 148V149H206ZM230 148H231V150H230ZM133 151H132V150ZM141 149V150H140ZM44 151V153H43V151ZM56 150H57V148H56ZM140 150V151H139ZM218 150V151H217ZM219 150H220V152H219ZM221 150H223L222 152H221ZM94 151H90L91 153H93ZM97 151V150H96ZM121 151H123V152H121ZM131 151V152H130ZM141 151H142V153H141ZM227 151V152H226ZM121 152V153H120ZM214 152H211V153H214ZM63 153V154H62ZM95 153V152H94ZM123 153V154H122ZM140 153V154H139ZM143 153H145V154H143ZM223 153H225V155L223 154ZM126 154V155H125ZM52 155H54V156H52ZM112 155V156H111ZM178 155V154H177ZM176 155V156H177ZM222 155L224 156V158H223V160L221 159L222 158ZM244 155V156H243ZM67 156V157H66ZM135 156H136V158H139V161H137L138 159H136L135 158ZM145 156H144V158H145ZM176 156H174L175 158L174 159H176ZM179 156H181V159L183 158L182 156V154H180L179 153ZM179 156H177V158H179L180 159V157ZM119 157H120V160H119ZM125 157V158H124ZM193 157V155L192 156H190V158H192ZM231 157V158H230ZM242 157V158H241ZM114 158H115V160H114ZM72 159V160H71ZM75 161H74V160ZM111 159V160H110ZM134 159H136V160H134ZM141 159H143L144 160V162H142L141 163V161H143V160H141ZM145 159H147V157L145 158ZM174 159H170V161H171V164H173V161H174ZM179 159H177L176 161H178ZM184 159V158H183ZM182 159V160H183ZM182 160H180V163H179V161L176 163L177 165V170L176 171H178V173L177 172H172L173 174L171 175V171L169 172L170 173V176H172L173 178H172V181H174V182H177V181H180L181 179V177H183L184 176V178L186 177V175H187V173L185 174V172L186 171H189V169L188 168H185V167H187V166H184V167H182L183 166V164L185 165V162L183 163V161ZM226 160V161H225ZM242 162H241V161ZM73 161V162H72ZM77 161V162H76ZM115 161V162H114ZM136 161V166H137V164L139 163V164H141V167L139 166V164H138V169H140V170H137V167H136V169H134L135 167H134V162ZM181 161H182V163H181ZM249 161V162H248ZM253 161V162H252ZM78 162H79V164H78ZM113 162H114V164H113ZM138 162V163H137ZM149 162V161H148ZM148 162H146V163H148ZM222 162V163H221ZM251 162V163H250ZM80 163H81V165H80ZM117 163V164H116ZM178 163H179V165L182 167H180V166H178ZM223 163H226V164H223ZM241 163V164H240ZM120 164V165H119ZM142 164H144L145 166H143ZM149 164H150V162H149ZM148 164V165H149ZM236 164V165H235ZM249 164H251L250 166H249ZM60 165V166H59ZM201 165V166H200ZM248 165V166H247ZM59 166V167H58ZM80 166V167H79ZM116 166V167H117ZM199 166L200 167H202V168H205V166L203 167L202 166V164H199L196 168H199ZM61 167V168H60ZM117 167V168H118ZM224 167H226V168H224ZM77 168V169H76ZM110 168H111V170H110ZM114 168V169H113ZM116 168V169H117ZM118 168V169H119ZM126 168H128L127 170H126ZM130 168V169H129ZM143 168V169H142ZM183 168H185V169H183ZM202 168H200L199 170L201 171H205L204 169H202ZM70 169V170H69ZM96 169V168H95ZM134 169V170H133ZM142 169V170H141ZM145 169V170H146ZM170 169V168H169ZM180 169V170H179ZM181 169H182V171H181ZM187 169V170H186ZM193 169V168H192ZM191 169V170H192ZM195 169V168H194ZM193 169V170H194ZM220 169H223V171H221L220 172ZM58 170V171H57ZM130 170V172L128 173V172H125V171H129ZM132 170V171H131ZM139 171V172H137V171ZM149 170L150 171H152V167L151 168H149ZM149 170H148V172H149ZM186 170V171H185ZM190 170V171H191ZM198 170V169H197ZM199 170H198V172H199ZM218 170V169H217ZM235 170V173H233V171ZM238 170V171H237ZM53 171H54V173L55 174H53ZM80 171V172H79ZM97 171H99V170H97L96 169V172ZM143 172V174L141 175L140 174V172ZM181 171V172H180ZM183 171H185V172H183ZM189 171V172H190ZM201 171V172H202ZM248 171H250V172H248ZM59 174H58V173ZM65 172H68V173H65ZM100 172H102V171H100ZM141 172V173H142ZM181 174H180V173ZM194 172L196 173V174H194ZM194 172H190V173H192V174H194L195 176L198 174L197 173V171L195 170ZM200 172V173H201ZM223 172V173H222ZM230 172V173H229ZM238 172H240L239 174H240V176L238 175ZM79 173V174H78ZM175 173H177V174H175ZM203 173V172H202ZM202 173L201 174H199L200 176L198 177V175H197V180H196V178H195V182L196 183H194V184H196L197 185V183L198 184H200V186H203V188H208V190L210 189V187H211V190H209V193H212L213 194V196L212 195H209V194H207V197H205V201H206V203H211V204H206L205 203V201H201L202 202V204L199 202V204H196V205H198L197 207H198V209L201 211H197L198 209H195V208H197L196 207V205H195V203H197V201H198V199H194L193 201H196L194 204H192L191 203V205H192V207H195V208H190L191 210H190V212H187V211H189V210H187L186 212L189 214L190 213V215H191V212L194 210H196L195 212H198V215H197V213H195L194 212V214H195V216H194V219H195V223H196V229L194 228V230H193V232H192V230H190L191 228H192V225H187V227H185V229L187 230H185V232L186 233H184L185 235H184V239H182V240H180V239H176V237H172V238H167V237H171V236H169V235H167V236H163L164 237V241L165 242H161V243H159L158 241H154V238H152V241L149 243L150 245H148V246H151V247H149V248H147V249H149V250H147V251H152L153 250V252L156 250L157 252L158 251H160L161 253H163V254H165V252H166V250L169 252V254L171 253L173 256L171 257V255H170V257H171V259H169L168 261H170V262H168L167 260H165V262H163L164 260H161L160 262L162 263V264H216V262H218L220 259H222V264H264V241H263V239H264V236L262 237L261 235H262V232L264 233V231H263V229H264V193L261 195L260 193H262V191L264 192V185H261L259 188H262V191H261V189H260V191H259V188H258V191H256V193L254 194V195H256L255 197H257V196H259V198L257 197V199H259V201H257V199L255 200L254 199V201L257 203H255L254 202V204H253V209H254V212L252 211V213L250 214V215H252V217H254V218H252L251 216L249 217V218H252V219H254L252 222L253 223H249V228H250V225L253 227V225L252 224H254V226L256 227V229H254V228H252L253 229V233H251V228L249 229V228H247V226L245 225V224H247V222H248V219H247V222H243V223H245L244 225L245 226H242L243 224H242V221L241 220H239L240 219V217H242V214H241V212L242 213H244L243 214V216L246 214V213H248V207H249V204H248V202H247V200L244 198V197H239L240 195H235L236 196V198L234 197V195H233V197L231 196H226V193L224 192V191H226V189L224 190V189H222V188H225L223 185H222V179L221 180H219V177H217V176H214L215 178H212V176L210 177V176H208V175H210V174H208V171H206V173H207V175H206V173L204 174V175H202ZM232 173H233V175H232ZM242 173H244V174H242ZM249 173V174H248ZM52 174L55 176V177H53L52 176ZM89 174V173H88ZM97 175H98V172L96 173ZM179 174V175H178ZM183 174V175H182ZM226 174H228V176L226 175ZM236 174H237V176H238V178H237V176H236ZM52 177H51V176ZM58 175V176H57ZM82 176V177H79V176ZM99 175H102L101 173H99ZM127 175V176H126ZM141 177H140V176ZM173 175H175V176H173ZM206 175V176H205ZM212 175V174H211ZM242 175V176H241ZM51 178H56V176H57V180H56V182L58 181V183H57V185H54L55 183L53 182L54 181V179H49L50 177ZM67 176H69V175H67ZM78 176V177H77ZM86 176H87V174H86ZM102 176H104V175H102ZM106 176V175H105ZM137 176V177H136ZM142 176H143V178H142ZM178 176H180V177H178ZM220 176V175H219ZM222 176V175H221ZM220 176V177H221ZM229 176H231V178H229ZM234 176V177H233ZM70 177V178H71ZM128 177V178H127ZM150 178V179H147V181L145 180L146 178ZM175 177V178H174ZM216 177H217V179H216ZM223 177V176H222ZM235 177H236V179H235ZM101 178V181L103 180L104 181V179L106 180V177H103V179H102V177H100ZM176 178H177V181H176ZM208 178V179H207ZM212 178V179H211ZM231 180H229V179ZM86 179H87V177L85 178V179H83V181H85L86 182ZM132 181H131V180ZM174 179V180H173ZM179 179V180H178ZM238 179H241V181H239ZM53 180V181H52ZM150 180V181H149ZM219 180V181H218ZM51 181V182H50ZM88 181V180H87ZM131 181V182H130ZM214 181V182H213ZM220 182L221 181V184L220 183H218V182ZM234 181H236L235 183H234ZM53 182V183H52ZM85 182H83V184L85 183ZM203 182H204V184H203ZM213 182V183H212ZM217 183V185H216V183ZM210 183H212V184H210ZM49 184V185H48ZM59 184V185H58ZM82 184V185H83ZM152 184V183H151ZM202 184V185H201ZM264 184V183H263ZM53 185H54V187H53ZM85 185V184H84ZM131 185V184H130ZM135 185V186H134ZM146 185H148L147 187H146ZM218 185H219V187H218ZM222 185V187L220 188V186ZM50 186H51V188H50ZM145 186V187H144ZM199 186V185H198ZM199 186V187H200ZM205 186V187H204ZM215 186V187H214ZM56 187V188H55ZM105 187V186H104ZM134 187V188H133ZM144 187V188H143ZM217 187V188H216ZM106 188V187H105ZM202 188V187H201ZM218 188H220V189H222V191L220 190V189H218ZM44 189V191H47L48 192V194L50 195H46L47 194V192H46V194L45 193H43V192H41L42 190ZM47 189V190H46ZM49 189V190H48ZM54 189V190H53ZM57 189V190H56ZM109 189H110V186H109V188H108V193L107 192H105L106 194H109V193H111V192H109ZM132 189H134V190H132ZM146 189V190H145ZM148 189V190H147ZM199 189V188H198ZM213 189H216V190H214V192H213ZM52 190V191H51ZM140 190H144V191H140ZM154 190H156V189H154ZM153 189L150 191L151 193V195L152 194H154V192H155V194L157 193V191H154ZM218 190V191H217ZM220 190V191H219ZM55 191V192H54ZM210 191H212V192H210ZM50 192H52V194H54L53 196H51L52 194L50 193ZM57 192V193H56ZM146 192H148V193H146ZM153 192V193H152ZM215 192H219V194H218V198H217V193L215 194ZM220 192H224L223 194H224V196L227 198H225V197H223V195L220 193ZM59 193V194H58ZM104 193V194H105ZM146 193V194H145ZM55 194H57V195H55ZM88 194V193H87ZM101 195V197H102V194L101 193H98V194H96L95 196H97V197H95V196H93V197H91V200L92 199H95L96 198V200H92L93 202L95 201H97V199H98V195ZM103 194V195H104ZM113 196H114V194L113 193H111ZM157 194H159V193H157ZM157 194H156V196H157ZM260 194V195H259ZM112 195L110 196V194L106 197V199H107V201L109 202H116V200H108V199H110V198H112V199H118V204L116 205V207H120L121 205H119V203L122 201V199H121V197H115L114 196V198L112 197ZM138 195H140V194H138ZM143 195V194H142ZM144 195L142 196V198H143V200L146 198V197H144ZM160 195V194H159ZM159 195L157 196V197H159ZM208 195H209V197H210V199L208 198ZM221 195H222V197H221ZM47 196V197H46ZM134 196H136L137 198H141V195L140 196H137V195H134ZM156 196H153L152 195V197L151 198H153L154 200H155V198H157ZM211 196H212V198H211ZM214 196H216V197H214ZM220 196V197H219ZM263 196V197H262ZM48 197H50V198H48ZM100 197V198H101ZM123 197H125V196H123ZM122 197V198H123ZM155 197V198H154ZM42 198V199H41ZM45 198V199H44ZM103 198H104V196H103ZM215 198H217V200L215 199ZM219 198H224V200L222 201V200H220V202L218 201L219 200ZM233 200H232V199ZM240 198V199H239ZM243 198L246 200H243ZM262 198V199H261ZM105 199V198H104ZM104 199L102 200V198H101V200L102 201H104ZM121 201H120V200ZM149 200L148 201V205H150V207L152 208L153 207V205H155V201H153L152 199H149V198H146V200ZM225 199H226V201H225ZM228 199H231L232 200V202H231V200H228ZM235 199H237V201H239L240 200V202H237V201H235ZM239 199V200H238ZM242 199V200H241ZM90 200V201H91ZM145 200V201H146ZM151 200H152V203L151 204H149V202H151ZM209 200V201H208ZM42 201H44V203H41L40 204V202H42ZM102 201H101V203H102ZM123 201H125L124 200V198H123ZM122 201V202H123ZM141 201H142V199H141ZM145 201H143L142 203L145 205L146 203H145ZM225 201V202H224ZM227 201H229V202H227ZM235 201V202H234ZM243 201V202H242ZM115 202H114V204H115ZM122 202L120 203V204H122ZM126 202L128 203V200H126ZM219 202V203H218ZM233 202H234V205L236 204L237 206H238V208L236 207V205H235V207L238 209H236L235 210V208H233L234 206H231L232 204H233ZM242 202V203H241ZM244 202H247V203H244ZM259 202V203H258ZM36 203V204H37ZM97 203H100V201L98 202L97 201ZM104 203V202H103ZM154 203V204H153ZM205 205H204V204ZM225 203V204H224ZM227 203H229V205L227 204ZM232 203V204H231ZM240 203V204H239ZM110 204H112V203H110ZM114 204H112V205H114ZM142 204V205H143ZM153 204V205H152ZM203 205V206H201V205ZM215 204H217V205H215ZM221 204H223V207L224 206H226V207H224V208H221L222 206H221ZM242 204V205H241ZM246 206H245V205ZM100 204H97V206H99ZM101 205H103V204H101ZM123 205V204H122ZM125 205H127L126 203H125ZM124 205V206H125ZM142 206L141 207V209H143L144 210V208H146L147 210L149 209V206ZM152 205V206H151ZM194 205V206H193ZM209 205V206H208ZM214 205H215V207H214ZM241 205V206H240ZM254 205H256V208H254L255 206ZM258 205V206H257ZM230 207L228 210H227V207ZM245 206V208H243V207ZM118 207V208H119ZM129 207H130V204H129ZM209 207H211V208H209ZM214 207V208H213ZM220 207V208H219ZM232 207V208H231ZM105 208H107V206L105 205ZM121 208H124V209H126L127 207L125 206V207H123V206H121ZM201 208H203V209H201ZM213 208V209H212ZM123 209V210H124ZM145 209V210H146ZM210 209V210H209ZM223 210L222 211V214L224 215L225 213V216H223L222 217V215H221V210ZM224 209L225 210H227L226 212H224ZM230 209H232L231 211H233L232 212V215L233 216H235V217H233L231 214H229V212L231 213V211H230ZM241 209H244V210H242L241 211ZM203 210V211H202ZM217 210H219V211H217ZM207 211V212H206ZM208 211H210V212H208ZM235 211H236V213H235ZM239 211V212H238ZM141 212H143L142 210H141ZM219 213V215L221 216H219L220 217V220H219V218H218V213ZM228 212V213H227ZM199 213H201V215L199 214ZM237 213L240 215L241 214V216H239V218H237L240 222H238L237 221V219L235 220L236 222H237V224H235V221L234 220H232V221H234L233 223H232V221L230 222V223H232V225L230 226V227H228L229 229H231V230H229L228 228H227V226H229V224L230 223H226V221H225V224L227 225H225L224 223H223V219L226 217V215H227V217H229V216H231L230 218H236V215H237ZM192 214H193V212H192ZM196 215H197V217H200V218H196ZM229 215V216H228ZM211 216V217H210ZM238 216V215H237ZM247 215H245V217H246ZM33 217H34V220H33ZM38 218V220L40 219V221H38L37 220V218ZM190 217V216H189ZM188 217V218H189ZM245 217H243V218H245ZM191 218L193 219V215H191ZM190 218V219H191ZM221 218H223L222 219V222L221 223H223L224 224V226H221V224H220V221H221ZM38 221V222H42V224H44L45 223V226H46V224H47V228L49 229V231H48V229L47 228H45V230L47 229V235H46V233L44 234L43 232H45V230H43L42 229V227L44 226H40V224L41 223H38L37 224V222H35L36 220ZM189 219V220H190ZM242 219V218H241ZM251 219V220H252ZM42 220V221H41ZM250 220V219H249ZM230 221V220H229ZM251 222V221H250ZM34 223V224H33ZM50 223H51V225H50ZM48 224H49V226L52 228V227H54L55 229L53 230H51V228H49V226H48ZM222 224V225H223ZM233 224H235V225H233ZM242 224V225H241ZM38 225H39V227H38ZM65 225V224H64ZM66 225H68V224H66ZM248 225V224H247ZM198 226V227H197ZM226 226V227H225ZM40 229H42V235H44L45 237H43L41 234H39V237L36 235V233L38 234V233H40L41 232V229L40 230H38V228ZM85 227H87L86 228V230H85ZM91 227H92V229H91ZM95 227V228H94ZM221 227H225V230L227 229L228 231H230V232H228V234H231V236H232V234L234 235V237L232 236V238H230V236L228 237L227 235H225L224 236V238H223V240L221 239V237H223V235L220 237V231H221ZM232 227V228H231ZM101 228V229H100ZM82 229V230H81ZM198 229V230H197ZM51 230V231H50ZM56 230V231H55ZM81 230V231H80ZM196 230V231H195ZM255 230V231H254ZM40 231V232H39ZM53 231H55L56 232V236H55V238H53L54 237V232ZM78 231V230H77ZM101 231V232H100ZM195 231V232H194ZM198 231V232H197ZM201 233H200V232ZM96 232V233H95ZM219 232V233H218ZM53 235V239L52 238H49L50 236H51V234ZM84 233V234H83ZM88 233V234H87ZM91 233V234H90ZM94 233V234H93ZM97 233H99V235L97 234ZM103 233V234H102ZM197 233L199 234V237L197 236ZM202 233H204V234H202ZM221 233H222V231H221ZM202 236H201V235ZM252 234L255 236L256 234V236H255V238L252 236ZM42 237H41V236ZM50 235V236H49ZM85 235V236H84ZM94 235V236H93ZM96 235V236H95ZM264 235V234H263ZM218 236V237H217ZM70 237V238H69ZM72 237V238H71ZM165 237H166V239H165ZM199 239H198V238ZM201 237V238H200ZM260 237H262L263 239H261L260 240ZM49 238V239H48ZM234 238V239H233ZM70 239V240H69ZM71 239H73V240H71ZM86 239V240H85ZM169 239H171V240H169ZM194 239V240H193ZM198 239V240H197ZM228 239V240H227ZM231 239H233V240H231ZM254 239V240H253ZM52 240H54L53 241V243L51 244V242H52ZM84 240V241H83ZM90 240V241H89ZM168 240V241H167ZM234 240H235V242H234ZM72 241V242H71ZM74 241V242H73ZM83 241V242H82ZM85 241H88V242H85ZM195 242V246H194V243L192 244L191 242ZM197 241V242H196ZM45 242V243H44ZM69 242V243H68ZM155 242V243H154ZM158 242V243H157ZM224 242V243H223ZM237 242V243H236ZM253 242V243H252ZM80 245H79V244ZM156 243H157V245H156ZM163 243V245H161ZM241 244V245H239V246H241V247H239L238 246V244ZM87 244V245H88ZM93 244V243H92ZM159 244V245H158ZM192 244V245H191ZM222 244H223V246H222ZM253 244V245H252ZM87 245L86 246H84V248H86L87 247ZM94 245V244H93ZM52 248H51V247ZM80 246H81V248H80ZM88 246H91V245H88ZM160 246V247H159ZM162 246V247H161ZM221 246V247H220ZM238 246V247H237ZM219 247V248H218ZM150 248H151V250H150ZM154 248V249H153ZM165 248V249H164ZM254 248V249H253ZM81 249H83V250H81ZM164 250V251H163ZM170 250V251H169ZM242 250V251H241ZM44 253V255H43V253ZM48 253V255L47 254H45L46 252ZM85 251V250H84ZM240 251V252H239ZM251 251H252V253H251ZM82 252V253H81ZM168 252H166V254H168ZM87 253V252H86ZM39 254H41V256H42V258H39V257H41ZM81 254V255H80ZM86 256H85V255ZM251 256H249V255ZM39 255V256H38ZM49 256V257H45V256ZM82 255H84V256H82ZM177 255V256H176ZM79 256H82V257H79ZM47 258V260L48 261H44L43 259H46ZM252 258V259H251ZM218 259V260H217ZM167 261V262H166ZM221 261V260H220ZM43 262V263H42ZM160 262H159V264H160ZM45 264V263H44ZM141 264H144V263H141ZM156 264V263H155ZM158 264V263H157Z\"/></svg>",
  "mask_w": 264,
  "mask_h": 264
},
{
  "label": "bare ground",
  "instance_id": "bare-ground-1",
  "mask_svg": "<svg viewBox=\"0 0 264 264\" xmlns=\"http://www.w3.org/2000/svg\"><path fill=\"white\" fill-rule=\"evenodd\" d=\"M70 1H73V0H70ZM76 1V5H78L77 4V2L79 3V1L80 0H75ZM75 1H74V3H75ZM115 1V0H114ZM127 1V0H126ZM133 1V0H132ZM137 1V0H136ZM147 0H145V2H146ZM160 1V0H159ZM162 1V3L164 2L165 3V1H167V0H161ZM206 1V0H205ZM211 1V0H210ZM84 2V1H83ZM90 2V1H89ZM103 2V1H102ZM130 0H129V2H127V3H124V1L122 2L123 3V5L124 6H122V4H119L118 3V8L120 7V5H121V7L118 9V10H120V12H122V10H124V11H126L125 9H126V7H127V10H129V6H131V7H133L132 5H130ZM137 2H140V0L139 1H137ZM176 2H179V0H176ZM185 2H188V1H185ZM80 3H82V0H81V2ZM92 3V2H91ZM99 3V2H98ZM104 3H106V2H104ZM116 3V2H115ZM121 3V2H120ZM141 3L142 4H145V3H143V0H141ZM140 3V4H141ZM146 3H148V1L146 2ZM158 3H160V2H158ZM162 3H160V5L162 4ZM164 3L160 6L159 4V6L162 8V6L164 5ZM173 3H174V1H172V0H168L166 3H165V5L163 6V9L162 10H159V12H160V14H162L163 16L164 15H166V13L164 12V10L166 9V7L168 6V8L166 9V10H168L171 6H169V5H173ZM216 3V2H215ZM260 3V2H259ZM58 4H60V0L58 1V0H0V37H2L3 35H6V31L10 28V26H14L13 24H15V26L14 27H17L16 26V24H18V22H20V20L22 21V19L24 18L23 16L24 15H26L27 13H31V14H29V15H32L34 12L39 16H41V14H42V16L43 17H45V13H46V15H48V16H50V14H49V12L50 11H52L53 13L55 12V9H56V6L58 5ZM83 4V3H82ZM82 4H80V5H82ZM85 4V3H84ZM90 4V3H89ZM103 4V3H102ZM108 4H111V3H108ZM107 4V5H108ZM113 4V3H112ZM126 4H129V6H127ZM140 4H138V5H140ZM141 4V5H142ZM258 4V3H257ZM262 4V3H261ZM88 5V4H87ZM141 5L140 6H138V8L139 7H141ZM146 5H148V4H146ZM197 5V4H196ZM260 5V4H259ZM72 6H73V4H72ZM79 6V5H78ZM85 6V5H84ZM144 6V5H143ZM143 6H142V9L140 8V10H142L141 11V13L142 12H145L144 14L142 13V15H140V16H136L137 14H139V13H133L132 12V10L131 11H129V12H131V13H133V14H130L132 17L134 16V19L135 18H137V20L135 21V20H133V18H132V20H133V23H134V21H135V26H136V28H133V32H132V34H134L133 36H135L136 37V34L134 33V30L136 29V30H138V28L140 29V28H143V26H142V23H152L153 21L152 20H149L148 19V16H147V13H148V10H149V13H148V15H150V12H151V9H153V8H150V6H149V8H147V6H144V7H146V8H143ZM184 6V5H183ZM197 6H199V4L197 5ZM261 6V5H260ZM77 7V6H76ZM91 7V6H90ZM104 7V6H103ZM123 7H125V9H122ZM130 7V8H131ZM152 7V6H151ZM164 7H165V9H164ZM184 7H186V6H184ZM194 7H195V5H194ZM72 8V7H71ZM70 8V9H71ZM79 8V7H78ZM77 8V9H78ZM82 9H83V7H81ZM115 9H117V4L115 5V7H114ZM114 8H112V11H113V9ZM179 8V7H178ZM188 8V7H187ZM85 9V8H84ZM83 9V10H84ZM144 9H145V11H144ZM148 9V10H147ZM157 9V8H156ZM177 8H175V10H176ZM182 9V8H181ZM181 9L179 10L180 11V13H182L181 12ZM185 9V8H184ZM183 9V10H184ZM38 10V11H37ZM54 10V11H53ZM79 10V9H78ZM78 10H75L74 9V11H78ZM81 10V9H80ZM80 10H79V12H80ZM83 10H81V12L83 11ZM186 10V9H185ZM253 10V9H252ZM251 10V11H252ZM111 11V12H112ZM117 11V10H116ZM188 11V10H187ZM186 11V12H187ZM190 11V10H189ZM188 11V12H189ZM194 11V10H193ZM197 11V10H196ZM196 11H194L193 13H195ZM110 12V11H109ZM119 12V11H118ZM127 12V11H126ZM125 12V13H126ZM136 12V11H135ZM137 12H138V10H137ZM261 13V11H258V13ZM51 13V12H50ZM165 13V14H164ZM175 14L177 13L176 11L174 12ZM180 13H178L177 15L178 16H176L175 15V18H174V16L172 17L173 18V20L174 19H176V17L178 18L179 17V15H180ZM190 13V12H189ZM193 13H191V15L193 14ZM197 13V12H196ZM195 13V14H196ZM248 13H250V12H248ZM44 14V15H43ZM55 14V13H54ZM54 14H52V18H56L57 16H53ZM76 14L79 16V14H80V16H82L81 15V13H78V12H75V16H76ZM114 14H116L115 13V10H114V13L112 12V15L110 14V17L111 16H113ZM123 14V13H122ZM122 14H121V16H122ZM160 14H158V16L160 15ZM167 14H168V11H167ZM170 14V13H169ZM172 14H173V12H172ZM171 14V15H172ZM183 14V13H182ZM182 14H181V17H182ZM184 14H186L185 16H188V13H185L184 12ZM183 14V15H184ZM252 15H253V13H251ZM257 13H255V15H256ZM261 14H263V13H261ZM261 14H258V15H261ZM28 15V14H27ZM34 15V14H33ZM32 15V16H33ZM55 15H57V14H55ZM73 15V14H72ZM88 15V14H87ZM118 16H119V14H117ZM116 15V16H117ZM129 15V16H130ZM157 16L156 15V13L155 14H153V16ZM194 15V14H193ZM192 15V16H193ZM32 16H30V18H32ZM48 16H46V19L48 18ZM80 16L79 17H76L77 19H79L80 18ZM89 16V15H88ZM93 16V15H92ZM115 15H114V18H117ZM121 16H119V17H121ZM143 16H145V18L143 17ZM147 16V17H146ZM154 16V18H157V17H155ZM257 16V15H256ZM29 17V16H28ZM27 17V18H28ZM43 17H41V18H43ZM58 17H60V16H58ZM73 17V19H76L74 16H72ZM98 17V16H97ZM106 17H108L109 18V20H107V21H111L110 20V17L109 16H106ZM126 16H124V18H125ZM143 17V18H142ZM166 17V16H165ZM170 17V16H169ZM253 17V16H252ZM260 17V16H259ZM30 18H28V19H30ZM36 18H38V17H36ZM107 18V19H108ZM113 18V17H112ZM111 18V19H112ZM123 20H124V18H123V16L121 17ZM121 18H120V20L119 21H117V19H116V22H114V24L112 23V24H110L109 22V24H110V26H112V25H114V26H117L116 24H117V22L119 23L120 21H121V23H122V21L123 20H121ZM152 18V17H151ZM188 18H190V16H188L186 19H188ZM253 18H255V17H253ZM258 18V17H257ZM25 19V18H24ZM27 19V20H28ZM49 19V18H48ZM51 19V18H50ZM60 19H62L61 17H60ZM59 19V20H60ZM130 19V18H129ZM169 19V18H168ZM168 19L166 20V21H168ZM186 19H184V20H186ZM259 19V18H258ZM31 20V19H30ZM29 20V21H30ZM35 20V19H34ZM33 20V21H34ZM58 20V21H59ZM62 20H64V19H62ZM62 20H60V21H62ZM71 20V19H70ZM104 20H105V18H104ZM114 20V19H113ZM125 20H126V18H125ZM164 20V21H165ZM28 21V22H29ZM40 21V20H39ZM47 21V20H46ZM45 21V22H46ZM48 21H50V20H48ZM59 21V22H60ZM93 21H94V19H93ZM115 21V20H114ZM165 21V22H166ZM170 21V20H169ZM17 22V23H16ZM28 22H26V23H28ZM42 22V21H41ZM95 22V21H94ZM99 22V21H98ZM105 22V21H104ZM123 22H125V21H123ZM131 22V21H130ZM37 23H38V21H37ZM36 23V24H37ZM64 23V22H63ZM107 22H106V26H107V24H108ZM175 23V22H174ZM33 24H34V22H33ZM32 24V25H33ZM39 24H40V22H39ZM58 24H60V23H58ZM132 24V23H131ZM162 24V23H161ZM172 24V23H171ZM170 24V25H171ZM184 24V23H183ZM26 25V24H25ZM41 25H43V23L41 24ZM65 25V24H64ZM64 25H61V26H64ZM103 25H105V24H103ZM119 25V24H118ZM120 25H122V24H120ZM137 25H139L138 27H137ZM159 25V24H158ZM166 25V24H165ZM168 25V24H167ZM189 25V24H188ZM236 25V24H235ZM22 27L21 28H23V25H21ZM28 26V25H27ZM26 26V27H27ZM30 26V27H29ZM28 26V28H33V27H31V25H29ZM60 25L58 26V27H61ZM109 26V25H108ZM109 26V27H110ZM114 26H112V27H110L111 29H115L114 28ZM141 26V27H140ZM187 26V25H186ZM25 27V26H24ZM38 27H40V26H38ZM42 27H44V25L42 26ZM64 27H67L66 25L64 26ZM63 27V29L65 30L66 28H64ZM159 27V26H158ZM236 27H238V26H236ZM235 27V28H236ZM27 28V29H28ZM36 28V27H35ZM46 28V27H45ZM97 28V27H96ZM106 28V27H105ZM108 28V27H107ZM110 28L108 29V30H110ZM120 28H122V27H120ZM119 28V29H120ZM24 29V28H23ZM34 29V28H33ZM32 29V30H33ZM37 29V28H36ZM40 29H41V27H40ZM15 30H16V28H15ZM18 30V29H17ZM16 30V32L14 33L15 34V36L17 35V34H20V33H18V31ZM42 30V29H41ZM47 30V29H46ZM59 30V29H58ZM60 30H61V28H60ZM82 30V29H81ZM93 30V29H92ZM141 30V29H140ZM139 30V31H140ZM156 30V29H155ZM213 30V29H212ZM211 30V31H212ZM22 31V30H21ZM30 31V30H29ZM34 32H35V29L33 30ZM33 31H31V34H32V32ZM57 31V30H56ZM62 31V30H61ZM66 31H68V30H66ZM77 31V30H76ZM75 31V32H76ZM79 31V30H78ZM113 31V30H112ZM117 31H119L118 29H117ZM138 31V32H139ZM158 31H160V30H158ZM161 31H162V28H161ZM160 31V32H161ZM163 31H164V28H163ZM5 34H4V33ZM20 32V31H19ZM23 32V31H22ZM34 32H33V34H34ZM37 32H40L39 30L37 31ZM60 32V31H59ZM73 32V31H72ZM74 32V33H75ZM82 32V31H81ZM80 32V34H81V36H77V37H80V38H82V36H86V35H83V32L81 33ZM85 32V31H84ZM115 32V31H114ZM121 32V31H120ZM137 32V31H136ZM138 32H137V34H138ZM168 32H170V31H168ZM216 32V31H215ZM13 33V31H11V34ZM36 33V32H35ZM42 33V31L40 32V34ZM74 33H72L73 35H74ZM77 33V32H76ZM76 33H75V35H76ZM116 34L118 33V32H115ZM114 33V34H115ZM167 33V32H166ZM174 33V32H173ZM179 33H181V32H179ZM201 33V32H200ZM214 33V32H213ZM13 34V35H14ZM24 34V33H23ZM60 34V33H59ZM62 35H65V34H63V33H61ZM61 34H60V36H61ZM78 34V33H77ZM85 34V33H84ZM89 33H87V37H89L90 38V36L88 35ZM122 34V33H121ZM123 34H125V33H123ZM126 34H127V32H126ZM131 34V33H130ZM129 34V35H130ZM193 34V33H192ZM199 34V32L197 33V35ZM215 34V33H214ZM10 35V34H9ZM42 35V34H41ZM40 35V36H41ZM91 35V34H90ZM95 35H97V33L95 34ZM94 35V36H95ZM120 35V33L117 35V36H119ZM201 35V34H200ZM216 35V34H215ZM20 36V35H19ZM34 36H35V34H34ZM39 36V33H38V35H37V37ZM46 36V35H45ZM93 36V34H92V36L91 37H94ZM99 36V35H98ZM97 36V37H98ZM131 36V35H130ZM133 36L132 37H129V38H133ZM148 36V35H147ZM146 36V37H147ZM195 36V35H194ZM6 36H4V37H2V38H4L3 40H0V41H2L1 43H3V41H5V40H7L8 38H5ZM12 36L10 35V38H11ZM18 37V36H17ZM17 37H15V38H17ZM44 37V36H43ZM63 37V36H62ZM66 37H68V36H66ZM65 36L63 37V38H66ZM70 37L71 38H73L71 35H70ZM69 37V39H68V41L69 40H72L71 38ZM75 37V36H74ZM86 37V40H85V38L83 39H81V41H83L84 40V46L86 47L87 45V41H88V38ZM97 37H94L93 39H96ZM120 37H122V35L120 36ZM134 37V38H135ZM140 37V36H139ZM148 37H150V36H148ZM213 37V36H212ZM224 37V36H223ZM1 38V39H2ZM14 38V37H13ZM14 38V39H15ZM56 38V37H55ZM63 38H62V40H63ZM105 38V37H104ZM104 38H101V39H104ZM115 38H116V35H115ZM115 38H112L113 40L115 39ZM119 38V37H118ZM138 38V37H137ZM18 39V38H17ZM16 39V40H17ZM108 39V38H107ZM111 39V40H112ZM126 39V38H125ZM145 39H147V38H145ZM150 39V38H149ZM57 40H58V38H57ZM65 40V39H64ZM67 40V39H66ZM92 40V39H91ZM97 40H99V37L97 38ZM118 40H120V38L118 39ZM140 40H141V37H140ZM193 40V39H192ZM209 40V39H208ZM11 41V43L12 42H16L15 40H10ZM9 40H8V42H10ZM74 41V40H73ZM127 41H129V40H126V42ZM146 41H148V40H146ZM146 41H145V44L147 45V43H146ZM93 42H95V41H93ZM97 42V41H96ZM144 42V41H143ZM180 42V41H179ZM181 42H183V41H181ZM193 42H194V40H193ZM0 43V44H1ZM11 43H9L10 45H11ZM65 43H66V41H65ZM69 43V42H68ZM72 43H74V42H72ZM100 43H101V45H102V43H104L103 41L101 42V40H100V42H99V44H98V42H97V44H98V46L100 45ZM111 43V42H110ZM110 43L108 44V45H110ZM114 43V42H113ZM195 43V42H194ZM9 44H8V46L6 47V48H8L9 47ZM144 44V43H143ZM222 44V43H221ZM5 45V44H4ZM19 45V44H18ZM67 45V44H66ZM73 45V44H72ZM71 45V46H72ZM75 45L76 44H74V48H75ZM88 45H90V43H88ZM94 45H95V43H94ZM104 45H106V43L104 44ZM126 45H127V43H126ZM163 45H165V43L163 44ZM197 45H199V44H197ZM1 46V45H0ZM65 46V45H64ZM107 46V45H106ZM180 46H182V45H180ZM180 46L178 47V48H180ZM216 46V45H215ZM222 46V45H221ZM4 47V46H3ZM73 47V46H72ZM94 46H92L91 48H93ZM162 48H163V46H161ZM208 47V46H207ZM226 47H229V46H226ZM10 48H12V47H9L8 49H10ZM65 48H66V46H65ZM70 48V47H69ZM90 48V49H91ZM194 48H195V46H194ZM199 48V47H198ZM197 48V49H198ZM223 48H225V47H223ZM62 49H63V45H62ZM67 49V48H66ZM70 49H72V48H70ZM76 49V48H75ZM77 49H78V47H77ZM85 49V48H84ZM88 49V47H86V49L85 50H87ZM98 49V48H97ZM100 49V48H99ZM104 49V48H103ZM201 48H199V50H200ZM226 49H228V48H226ZM232 49V48H231ZM4 50V49H3ZM61 50V49H60ZM96 50V49H95ZM95 50H93V51H95ZM105 50H107V49H105ZM105 50H104V52H105ZM164 50H167V52L169 51L168 49H164ZM163 50V51H164ZM223 50V49H222ZM242 50V49H241ZM63 51V50H62ZM66 51V50H65ZM73 51V50H72ZM77 51H79V50H77ZM100 51H102L101 49H100ZM162 51V52H163ZM203 51H205V50H203ZM233 51V50H232ZM231 50L229 51V52H232ZM243 51V50H242ZM0 52H2L1 50H0ZM67 52V51H66ZM70 52V51H69ZM74 52V55H75V53H76V51H73ZM92 52V51H91ZM103 52V53H104ZM173 52V51H172ZM185 51H183L182 53H184ZM201 52V51H200ZM220 52V51H219ZM222 52V51H221ZM220 52V53H221ZM235 52V51H234ZM238 52V51H237ZM236 52V53H237ZM240 52V51H239ZM238 52V53H239ZM60 53V52H59ZM65 53V52H64ZM68 53V52H67ZM71 53V52H70ZM88 53V52H87ZM94 53V52H93ZM92 53V54H93ZM98 52H96V54H97ZM107 53V52H106ZM166 52L164 51V53L163 54H165ZM170 53V52H169ZM169 53H167V54H169ZM181 52H180V54H182ZM189 53V52H188ZM193 53H194V51H193ZM203 53V52H202ZM227 53V52H226ZM237 53V54H238ZM261 53V52H260ZM3 54V53H2ZM69 54V53H68ZM99 54V53H98ZM111 54V53H110ZM174 54H176V53H174ZM185 54V53H184ZM198 54V53H197ZM225 54V53H224ZM234 55H235V53H233ZM262 54V53H261ZM261 54H260V56H261ZM53 55H55V54H53ZM67 55V54H66ZM70 55V54H69ZM73 55V54H72ZM72 55H70V56H72ZM76 55H77V53H76ZM108 55V54H107ZM147 55V54H146ZM186 55V54H185ZM228 55V54H227ZM226 55V56H227ZM232 55V54H231ZM251 55V54H250ZM263 55H264V53H263ZM79 56V55H78ZM87 56V55H86ZM97 56V55H96ZM163 56V55H162ZM165 56V55H164ZM169 56H170V54H169ZM172 56H174V55H172ZM182 56H184V55H181V57ZM188 56V55H187ZM194 56V55H193ZM197 56V55H196ZM200 57H201V54L199 55ZM206 56V55H205ZM208 56V55H207ZM230 56V55H229ZM256 56V55H255ZM258 56H259V54H258ZM22 57V56H21ZM24 57V56H23ZM50 57V56H49ZM91 57V56H90ZM93 57V56H92ZM106 57V56H105ZM126 57V56H125ZM124 57V58H125ZM127 57H129V56H127ZM134 57V56H133ZM144 57V56H143ZM167 57V56H166ZM200 57H197L198 58V60H200L199 58ZM17 58V57H16ZM51 58V57H50ZM65 58H66V56H65ZM67 58H68V56H67ZM102 58V57H101ZM132 58V57H131ZM152 58H155L154 56L153 57H151V60H152ZM168 58V57H167ZM169 58H171V57H169ZM175 58V57H174ZM185 58H186V56H185ZM194 58H196V57H194ZM196 58V59H197ZM231 58V57H230ZM13 59V58H12ZM18 59L19 58H17L16 59V61L18 62V63H20L19 61H18ZM28 59V58H27ZM69 60H66V61H68L67 63H69V61H71L70 59H72V60H74V61H76L75 59H77V58H68ZM80 59V58H79ZM90 59V58H89ZM104 59V58H103ZM102 59V60H103ZM106 59H108V58H106ZM111 59V58H110ZM109 59V60H110ZM116 59V58H115ZM202 60L204 59V58H201ZM3 60H5V58L3 59ZM49 60V59H48ZM48 60H47V62H48ZM62 60V59H61ZM86 61L88 60V58L87 59H85ZM95 60V59H94ZM100 60V59H99ZM112 60V59H111ZM110 60V61H111ZM156 60H157V58H156ZM164 60H165V58H164ZM168 60V59H167ZM204 60H206V58L204 59ZM203 60V61H204ZM2 61V60H1ZM6 61V60H5ZM7 61H8V59H7ZM11 60L9 59V62H10ZM16 61H14L15 63H17ZM23 61H24V59H23ZM73 61V62H74ZM97 61H98V59H97ZM105 61V60H104ZM103 61V62H104ZM108 61V60H107ZM119 61V60H118ZM122 61H123V58H122ZM127 61H131V59L129 58V60H127ZM132 61H133V59H132ZM153 61V60H152ZM151 61V62H152ZM154 61H155V59H154ZM153 61V62H154ZM12 62H13V60H12ZM10 63V64H13V63ZM26 62V61H25ZM29 62V61H28ZM32 62H33V60H32ZM84 62V61H83ZM111 62H113V61H111ZM173 62V61H172ZM189 62V61H188ZM187 62V64H189ZM206 62V61H205ZM1 63V62H0ZM23 63V62H22ZM22 63H21V65H22ZM91 63V61L89 62V64ZM123 63V62H122ZM126 63V62H125ZM150 63V62H149ZM159 63V62H158ZM165 63V62H164ZM175 63H176V65H175ZM185 63V62H184ZM203 63V62H202ZM5 64H6V62H5ZM4 64V65H5ZM29 64H30V62H29ZM48 64V63H47ZM61 64H62V62H61ZM89 64H88V66H89ZM96 64H99V63H96ZM146 64V63H145ZM177 64H179V57H178V61L177 62H175L174 61V66L175 67H178V66H180L182 63H180L179 65H177ZM199 64V63H198ZM204 64V63H203ZM223 64V63H222ZM221 64V65H222ZM224 64H226V63H224ZM263 64V63H262ZM261 64V65H262ZM3 65V64H2ZM46 65V64H45ZM51 66H52V64H50ZM50 65H49V67H50ZM55 65V64H54ZM65 65H67L66 63H65ZM76 65H77V63H76ZM75 65V66H76ZM84 65V64H83ZM100 65H101V63H100ZM100 65H98V66H100ZM105 65H107V63L105 64ZM151 65H152V63H151ZM170 65L172 66V64L170 63ZM183 65V64H182ZM190 65V64H189ZM201 65V64H200ZM212 65V64H211ZM228 65H230L229 63H228ZM7 66H8V64H7ZM7 66H5V67H7ZM12 66H14V65H12ZM24 66V65H23ZM47 66V65H46ZM82 66V65H81ZM86 65H84V69H83V71L84 72H82V71H80L79 73V75L80 76H75V73H74V76H75V79L77 80L76 82H77V85H76V88H75V90H74V92L73 91H71L72 92V96H71V92H69V96H71L70 97V99H69V104H68V96H66L67 94L65 93V91L67 92L69 89H70V87H68L66 90L64 89L67 85H66V83H64L66 86H64L63 87V83H61L62 81L61 80H64L65 79V76L63 77H60L59 75L60 74H63V75H65V73H66V71H65V73H61L60 72V74L58 73V70H61L62 68L60 67V69H56L55 68V66H54V68H49L48 66V69H49V73L48 74H46L45 75V77L44 78H46L47 79V88H49V89H51L50 90V93H51V100L50 99H48V100H50L49 102H47V101H45V102H47V104H40V102L38 103L37 102V100L38 99H36V101H35V98H37V96L34 98V101L33 100H31L32 99V95H30L31 93H27L28 95H30L31 96V98H30V100L29 101H26V100H28V99H25V96H23L22 94V97L21 98H24L25 99V101L26 102H23V100L22 101H20L19 99V97H18V99L17 98H15L16 97V95L14 96V98H13V100L12 101H10L11 100V98H9V101L11 102H9L10 103V105L12 104V107L10 108V110L12 109V111H13V113L15 112V113H17V114H21V118H22V120L24 119L23 117L24 116H27V118H28V116L29 115H31V117H33V115L35 116V114L36 113H33V112H35L37 109L39 110H41V111H36V112H42V113H45L46 111H47V113H48V110H50V109H48V107L49 108H51L52 110H51V112H52V116H53V113H54V111H57V115L59 114L58 113V111H60L61 112V116L66 120V118L68 119L66 122V124L64 125V127L65 126H67L68 125V127H67V129H64V131L66 130L67 131V133L65 134V132H64V134L63 135H65V136H63V135H59L60 136V140L59 141H57V142H55L56 141V139L58 140L59 139V136L57 135V138L55 139V141H53V142H55V144H54V146L56 145V143H57V145L55 146L56 148H57V150H56V148L53 146H51V150L48 148V146H47V148H48V150H50V151H52L53 150V148H55L54 150L55 151H58L59 149H63L62 151L63 152H65L64 150H67V152H68V157H73L74 156V158L76 157L77 159H75V160H77V161H79V162H81L82 163V165H81V163H80V165H81V168H78L79 170H81V174L83 173H86L87 174V176H86V174H84V178L82 177V176H79V177H82V178H78V179H76V180H74V179H72L73 177H71L70 176V174H67V175H69V176H67V175H64V173H62V174H60V176L57 178V176H56V178L58 179V181L60 182V185L61 186H59V192H62V193H65V194H67V196L65 195V196H63V197H57V198H52V199H49V200H47V199H45L46 201H47V203H46V205L45 204H43V206L42 205H39L38 203H37V201H36V203H35V210H34V216L35 215H37L38 216V218H42L43 217V219H44V221L46 220V219H48L47 221H45V222H48L49 223V221L51 222V223H53L52 225H51V223H50V225L51 226H53L54 224H55V228L57 227V228H59V226H61V225H59V224H63L62 225V227H66V226H68V227H70V228H68V233L70 232V234H68L69 236H72L71 235V233L74 235V237H73V239H75V238H77L76 237V235L78 236V234H80V233H78L79 232V229L77 228V227H79L80 225L79 224H83V225H85V224H89V225H91V224H93V225H98L99 227L101 226H104V227H102V229H101V231L103 230V228H104V231L106 230V232L104 233V235L103 236H100L98 239H96L97 238V236L94 238V237H92L93 239H95L94 241H90V244H88L89 242L88 241H85V242H88L87 244L88 245H91V246H88L86 243L85 244H82V245H84V246H86L87 245V247L86 248H84V246H83V249L85 250H83V249H81V250H83V253L85 252V254H88L86 257L89 259V260H91V262H93L94 264H141V263H144V264H159V262L161 261V260H169V259H171V257L173 256L171 253L169 254V252L166 250V252H168V254H166V252H165V254H163V253H161L160 251H154L153 252V250L152 251H147V250H149V249H147V248H149V247H151V246H148V245H150L149 243L152 241V238H154V241L156 240V241H158L159 243H161V242H165L164 241V235L165 236H167V235H169V236H171V237H167V238H174V237H176V239L178 240V239H180V240H182V239H184V233H186L185 232V227H187V225L189 226V225H192V228L190 229V230H192V232H193V230H194V228L196 227V221H195V219H194V216H195V214H194V212L196 211H192L193 212V214H192V212H191V215H193V219L191 218V215H190V213L188 214L187 212H190V208H195V207H192V205H191V203L192 204H194L196 201H193L195 198L196 199H198V201H197V203H195V205L196 204H199V202L202 204V202L201 201H205V197H207V194H209V195H212L213 196V194L212 193H209V190H211V187H210V189L208 190V188H206L205 186V188H203V186H200V184H198L197 183V185L196 184H194V183H196L195 182V178H196V180H197V175H198V177L200 176L199 174H201L202 172L205 174L206 173V171H208V174H210V175H208V176H212V178H215L214 176H217V177H219V180H221L222 179V185L225 187V188H222V189H226V191H224L225 193H226V196L228 197V196H232L233 197V195H234V197L236 198V196L237 195H240L239 197H244L246 200H247V202H248V204H249V207H248V213H246L245 215H247L246 217H245V215L243 216V214L244 213H242L241 212V214H242V217H240V219L239 220H241L242 221V226H247V228H249L248 226H249V223H253L254 221V219H252V218H254V217H252V215H250L251 213H252V211L254 212V209H253V204H254V199L256 198L257 199V197L259 198V196H257V197H255L256 195H254L255 193H256V191H258V188L261 186V185H264L263 183H264V68H262V69H254V70H256V71H251V72H249V73H247V74H245V75H243V74H240L241 75V77H232V78H234V81H233V83H231V87L228 89V87L226 88L225 87V89H228L227 91H229V93H227V94H229L228 95V97L230 98V101L228 100V102H229V105H230V107H231V110H230V113L227 111V117L228 118H230V116H232L235 112L237 113L238 112V110L240 109V107H241V105H243L242 104V101H241V96H242V94L243 95H246V98H247V95L249 96V95H251V94H253V95H251V96H253L254 98H252L253 100H254V102H257V103H255V104H253L254 105V107L252 106V109H253V111L251 112V114L248 116V120H246V124L247 123H249V129H251L250 131H251V133H250V136H249V139H248V137H247V139L248 140H250V146H251V149H252V154L254 155V157L252 156V160L254 159V160H256V164H253V165H251V164H249V166L251 165L252 166V169H253V167H254V169L251 171V173H250V175L247 177V178H245V179H243L242 181H241V179H238L239 181H241V182H236V181H234V183H235V185L234 184H232L233 182L229 179V178H231V176H229V180L231 181V182H229L228 180H226V176H224V174H220L219 173V168H221V167H223V166H221V164H220V161H219V159L218 158H220V156H217V154L218 153H215L214 151V149L213 148H215V147H213V145H215V146H217L216 144L217 143H213L212 144V142L215 140L214 138L210 141V138H211V135L213 134L212 133V131H208L209 129H212L211 128V126H208V125H204L203 127H201V125L200 126H198L199 127V129H200V131H199V129H198V127L196 128V129H198V130H196V131H198V132H196V133H194L195 131V129H194V127H196V126H193L192 125V123H191V121L192 120H190V119H188L186 116L187 115H189V114H185L184 115V113L183 114H181V112H182V109L180 108L182 105V103L180 104V101H179V103L178 104H180L181 106H176L177 108H175V109H177V111H178V107L180 108L179 109V111H178V113L180 112V114L181 115H183V117L185 116L186 117V119H187V121L185 120V118H183L182 116H181V118H183L181 121L184 123V126L182 127V125H183V123H182V125H180L181 126V129H180V126L178 127V129H180V131L179 132H182V130L184 131V130H186L185 131V133L183 132L182 134H179L178 133V135H176L177 137H174L173 135H171L170 136V133H168V131L171 129H169L168 130V127H170V126H167V125H165V126H167V128L165 127V126H163L162 124H164L166 121L165 120H167V119H169V118H167V119H165L164 121V123H157L156 121H155V119H154V121L155 122H153V119L151 120L152 122L151 123H153V125L152 126H149V125H151V124H149V120L148 121H146V113H145V115L143 114L144 113V111L146 110V112H147V109H146V106H145V109L144 110H140L141 112L143 111V115H144V117L143 116H139V117H136V116H138L139 114L138 113H140V111L138 110V107H139V109H143V106L142 105H137L136 107H137V110L139 111H136V107L134 108V106H133V108L135 109V110H133V112H131L130 113V118H134V121H131V119L129 118V122H127V121H125L126 119L124 118V117H121V118H124L125 120H124V122H126V123H123L125 126L123 127L124 129V132H125V134H121V131H120V136L122 137L123 135H125V136H123L124 137V139H126L128 142V145L126 144L125 146H129V147H127V148H132V145L133 144H135L136 142H139V144H142V146H143V148H145L146 150H147V156H145V155H142L143 156V159L144 160H147L146 162H150V164H149V162L148 163H146V162H144V160L143 159H141V160H143V161H141V163L142 162H144L146 165H147V168H148V166H149V168H151L152 167V171H150L149 170V168L148 169H143V172H146L147 171V174H144L145 175V177H147V175L149 176V174H150V172H151V174H150V178H151V181L149 182V184L151 185L150 186V188H148V189H156V190H154V191H157V193H159V194H157V196L159 195V197H157L156 196V194H155V192H154V194H152L153 196H156L157 198H155V200L153 199V198H151L152 197V195L150 194L151 192V190L150 191H148V192H146V193H148L149 195H144V192L142 193V192H140L139 193V191H138V193L137 194H135V192H131L130 191V189L132 188L131 186H133V182L132 183H128L129 181H126V179H125V177L123 176V174L125 175V174H127V173H123L124 172V170L125 169H123V171H122V168L123 167H121V169L119 168H117L116 166H115V170H113V172H112V170H111V168H110V170H111V173L109 172V167H111V166H109V164H112V162L110 161V163H107V161H108V158H109V155H110V153H106L105 151L107 150V149H97V145H96V147H95V151L93 150V149H91L92 151H94L93 153H91L90 151L91 150H89V148H88V145H86L85 146V141L87 140H85V141H83L82 139H81V137H82V134L84 133V132H87L86 130L87 129H84V128H82L81 126H80V124H81V120L83 121L84 119L81 117L82 116V114L83 113H85V111L86 110H88V109H84V107H85V97H87L88 96V99H89V95H91V91L93 92V90H92V88H91V82H90V80H92V77L93 76H89V74H88V67L86 68L85 67ZM93 66V65H92ZM104 65H101L100 67H103ZM108 66H110V67H112L110 64L108 65ZM108 66H107V69H108ZM122 66V65H121ZM120 66V67H121ZM124 66V65H123ZM126 66V65H125ZM130 66V65H129ZM132 66V65H131ZM134 66H136V65H134ZM138 66H140V65H138ZM148 65H145V67H147ZM154 66V65H153ZM166 66H169V62H168V64L166 63ZM171 66H169V67H171ZM192 67H193V65H191ZM197 66V65H196ZM196 66H194V67H196ZM199 66V65H198ZM202 66V65H201ZM209 66L210 65H208V68H209ZM237 66V65H236ZM245 66V65H244ZM0 67L2 68V66L0 65ZM8 67H10V66H8ZM28 67V66H27ZM31 67H32V69H33V66H32V64H31ZM30 67V68H31ZM42 67H44V66H42ZM113 67H114V65H113ZM149 67H151V66H149ZM155 67V66H154ZM187 66L185 65V66H180V69L179 70H181V69H187L186 68ZM190 67V66H189ZM191 67V68H192ZM203 67H207V66H203ZM230 67V66H229ZM12 68V67H11ZM19 68H20V64H19ZM19 68H15V69H19ZM24 68H26L25 66H24ZM41 68V67H40ZM46 68V67H45ZM45 68H43V70H42V72H45V71H47V70H44ZM65 68V67H64ZM71 68V67H70ZM81 68V67H80ZM91 68V67H90ZM89 68V69H90ZM106 68V67H105ZM130 68V67H129ZM197 68V67H196ZM200 68V67H199ZM207 68V69H208ZM242 68V67H241ZM253 68H254V66H253ZM4 69V68H3ZM14 69V70H15ZM21 69H23V68H21ZM27 69V68H26ZM32 69H30L31 71H33ZM69 69V68H68ZM75 69V68H74ZM113 69V68H112ZM143 69H145V68H143ZM173 69H174V67H173ZM172 69V70H173ZM178 69H176L175 68V70H176V72H177V70ZM189 69V68H188ZM201 69V68H200ZM210 69V68H209ZM209 69H208V71H209ZM225 69V68H224ZM237 69V68H236ZM9 69H7V71H8ZM11 70H13V68L11 69ZM34 70H36V69H34ZM72 70H73V68H72ZM71 70V71H72ZM76 70V69H75ZM88 70V71H87ZM94 71H95V73H96V70L95 69H93ZM114 70H115V67H114ZM146 70H148V67L146 68ZM152 69H150V70H148V71H145V72H147L146 74L148 75V73L149 74H151L152 75V73L151 72H149V71H151ZM196 70V69H195ZM202 71H203V69H201ZM205 70V69H204ZM214 71H216L215 69H213ZM232 70V69H231ZM245 70V69H244ZM247 70V69H246ZM1 71H2V69H1ZM1 71H0V75L2 76V74L4 73V75H5V72H3L2 74H1ZM4 71V70H3ZM20 71V69L19 70H16V73H17V75L16 76H18L19 74H18V72ZM25 71H27V70H25ZM63 71H64V69H63ZM71 71H68V72H70L71 73ZM105 71V70H104ZM142 71V70H141ZM154 71V70H153ZM168 71H170V70H168ZM189 71V70H188ZM188 71H187V73H188ZM194 71V70H193ZM192 71V72H193ZM234 71H235V69H234ZM243 71V70H242ZM9 72V71H8ZM15 72V71H14ZM82 72V73H81ZM102 72V71H101ZM100 72V73H101ZM108 72V71H107ZM172 72V71H171ZM175 72V71H174ZM173 72V73H174ZM184 72H186L185 70L184 71H181V73H179L178 72V74H180V76H183L184 77V75H185V73ZM211 72H213V71H211ZM218 72V71H217ZM35 74L37 73V72H34ZM113 73H114V71H113ZM184 74V75H181V74ZM187 73H186V75H185V77L187 78L186 80H184L185 79V77L183 78L182 77V79H181V81H187V80H189L188 79V77L189 76H191V73H189L190 75L187 77ZM194 73V72H193ZM196 73H199L200 74V72H196ZM208 74H209V72H207ZM10 74H11V72H10ZM10 74H8L7 73V75H10ZM25 74V73H24ZM30 74H32V73H30ZM29 74V75H30ZM38 74V73H37ZM37 74L35 75V77L37 76ZM39 74H41V72H39ZM68 74V73H67ZM77 74V73H76ZM106 74H108V73H106ZM145 74V75H146ZM177 74V73H176ZM198 74V75H199ZM204 74V73H203ZM214 74V73H213ZM12 75H13V73H12ZM43 75V74H42ZM42 75H38V77L39 76H42ZM71 75H73V73L72 74H70V76ZM91 75H93V73H91ZM98 75V74H97ZM114 75V74H113ZM153 75H154V73H153ZM194 75V74H193ZM193 75H192V77H193ZM195 75H197V74H195ZM194 75V76H195ZM207 75V74H206ZM205 75V76H206ZM219 75V74H218ZM217 75V76H218ZM243 75V76H242ZM14 76L15 75H13V79H14ZM44 76V75H43ZM59 76V77H58ZM67 76V75H66ZM103 76H105V75H103ZM103 76H102V79H103ZM110 76V75H109ZM143 76V75H142ZM149 76V75H148ZM175 76V75H174ZM201 76H203L202 75V72H201ZM224 76V75H223ZM5 77V76H4ZM4 77H1V79L2 78H4ZM24 77V76H23ZM26 77V76H25ZM38 77H37V79H38ZM90 77H91V79H90ZM111 77H113V76H111ZM146 77V76H145ZM144 77V78H145ZM150 77V76H149ZM149 77H147L148 79H149ZM154 78V76H151L150 78H151V81H150V79L149 80H146V78H145V80H144V82L146 81H149L148 83H150L149 85L147 84V83H145V84H147L149 87L147 88V89H150V95H152L151 94V90H152V92L154 93L153 95L154 96H157V97H159V99L158 100H160V102L162 101V99H160L163 95H167L166 94V92L164 93L163 91H165L166 90V88H160L161 90L159 91V83H157L158 81H160L162 78L160 77V78H158L157 80H153V78ZM156 77V76H155ZM170 77V76H169ZM173 77V76H172ZM214 77H216V76H214ZM213 77V78H214ZM231 77V76H230ZM11 78V77H10ZM19 78V77H18ZM27 78V77H26ZM33 78V81H31L30 80V82H29V80H28V85H27V83H25V84H23V85H25V86H28L29 88L31 87L32 89L33 88H36V85L40 82L41 83V80H45V79H43L42 77V79L40 80V79H38V80H40V81H38V80H36V78H35V80H34V77H32ZM61 78V80H59V83H58V79H60ZM64 78V79H63ZM99 78V77H98ZM104 78H106V77H104ZM108 78V77H107ZM123 78V77H122ZM175 79H176V81H177V78L179 79V76H177V78L176 77H174ZM191 78V77H190ZM194 78V77H193ZM192 78V79H193ZM198 79H200V77H197ZM207 78V77H206ZM209 78V77H208ZM207 78V79H208ZM1 79H0V82H3V81H1ZM12 79V80H13ZM15 79H16V77H15ZM20 79V78H19ZM23 79V78H22ZM97 79V78H96ZM100 79H101V77H100ZM110 79H112V78H110ZM117 79V78H116ZM173 79V78H172ZM172 79H169L170 81L172 80ZM202 79V78H201ZM201 79H200V81H201ZM219 79V78H218ZM95 80V79H94ZM113 80V79H112ZM120 80V79H119ZM118 80V81H119ZM196 80V78L194 79V81ZM214 80V79H213ZM220 80V79H219ZM7 81V80H6ZM16 81V80H15ZM21 81V80H20ZM61 81V82H60ZM102 82H103V80H101ZM109 81V80H108ZM114 81V80H113ZM161 81H164V79L163 80H161ZM160 81V82H161ZM167 81V80H166ZM166 81H164L165 83V85H166V87L167 86H169L168 85V83L166 82ZM176 81H174V82H176ZM197 81H199V80H197ZM203 81V80H202ZM211 81V80H210ZM210 81H208L209 82V84H210ZM8 82L10 83V81L8 80ZM13 82H14V80H13ZM22 82V81H21ZM20 82V83H21ZM74 83H76L75 81H73ZM93 82V81H92ZM97 82V81H96ZM107 82V81H106ZM173 82V81H172ZM171 82V83H172ZM174 82H173V84H174ZM178 82V81H177ZM176 82V83H177ZM188 82V81H187ZM192 81H190L189 80V82L188 83H190V84H192L191 83ZM204 82V81H203ZM212 82V81H211ZM216 82V81H215ZM67 83H68V81H67ZM71 83V82H70ZM70 83L68 84V85H70ZM94 83H95V81L92 83L93 85H92V87L94 88ZM101 83V82H100ZM104 83H105V80H104ZM115 83V82H114ZM114 83H112L113 85H114ZM181 83V82H180ZM186 83V82H185ZM188 83H186V86H185V84H184V86H183V84H181V85H179V83H178V89H175L174 90V94L175 95H178L179 93H181L180 91H182V88H180V86H183L184 88L183 89H185L186 91H188V94H191V96H192V98L194 99L193 101H191V103L190 104H192V102L194 103L193 105L195 106V104L197 105V106H195V107H199V109H200V111H204L205 110V106H203V102L201 101V97H199V95L198 94H196V93H198L199 91H197V90H195V88H199L200 86H195V88H191L192 87V85H194L195 83H193L192 85H191V87H190V85H187ZM2 84V83H1ZM45 84H46V80H45ZM44 84V85H45ZM96 85H98L97 83H95ZM158 84V85H157ZM163 83H161V85H162ZM169 84H170V82H169ZM200 84V83H199ZM201 84H203V83H201ZM200 84V85H201ZM209 84H206V85H208V87H210L209 86ZM213 84V83H212ZM212 84H210V85H212ZM218 84V83H217ZM4 85V84H3ZM3 85H1L0 87H2ZM40 85V84H39ZM41 85H42V83H41ZM40 85V86H41ZM44 85H42V87L44 86ZM60 85H62V89H64V91H61V89L60 90H58V88H59V86ZM74 85V86H75ZM101 85V84H100ZM144 85V84H143ZM176 85V84H175ZM174 85V87L175 88H177L176 86ZM204 85H205V83H204ZM213 85H215V84H213ZM226 85V84H225ZM38 86V85H37ZM105 86V85H104ZM116 86V85H115ZM171 87H167V93L169 94L170 92H168V90H173V86H172V84L170 85ZM219 86V85H218ZM6 87V86H5ZM42 87H40V88H42ZM71 87H72V85H71ZM100 87V86H99ZM140 87V86H139ZM147 86H145V88H146ZM194 87V86H193ZM203 87V86H202ZM207 87V88H208ZM221 87H223V84L221 85ZM2 88H4V87H2ZM28 88V89H29ZM30 88V89H31ZM39 88V87H38ZM38 88H36V91H38ZM60 88H61V86H60ZM97 88H98V86H97ZM215 88V87H214ZM217 88H219V87H217ZM23 89V87L21 88V90ZM25 89V88H24ZM23 89V90H24ZM27 89V88H26ZM26 89L24 90V91H26ZM49 89L47 90V94H49ZM73 89V88H72ZM71 89V90H72ZM91 89V90H90ZM107 89V88H106ZM165 89V90H164ZM203 89V88H202ZM221 89V88H220ZM223 89V88H222ZM4 90V89H3ZM2 90V91H3ZM44 90H45V87H44ZM99 90V89H98ZM104 90V89H103ZM178 91V90H180V91H178V93L176 94V92L175 91ZM201 90V89H200ZM224 90V89H223ZM0 91H1V89H0ZM10 91V90H9ZM12 91V90H11ZM23 91V92H24ZM29 91V90H28ZM32 91V90H31ZM31 91H29V92H31ZM34 91H35V89H34ZM70 91V90H69ZM96 91V89L94 90V92ZM105 91V90H104ZM109 91V90H108ZM110 91H111V89H110ZM184 91V90H183ZM183 91H182V93H183ZM185 91V92H186ZM195 91V92H194ZM197 91V92H196ZM211 91V90H210ZM218 91V90H217ZM222 91V90H221ZM226 90H225V93H224V95L223 96H225V94H226V92H227ZM4 92V91H3ZM16 92V91H15ZM20 93H21V91H19ZM22 92V93H23ZM33 92V91H32ZM40 92V91H39ZM39 92H37V93H39ZM64 92V93H63ZM89 92H90V94H89ZM106 92H107V90H106ZM185 92H184V94H185ZM208 92V91H207ZM224 92V91H223ZM7 92L5 91V93L4 94H6ZM46 93V92H45ZM44 93V94H45ZM61 93H63L64 94V97H62L63 95H61ZM68 93V92H67ZM96 93V92H95ZM95 93H92V94H95ZM104 93V92H103ZM110 93V92H109ZM182 93H181V95H182ZM187 93V92H186ZM214 93V92H213ZM0 94H1V92H0ZM3 94V95H4ZM9 94V93H8ZM8 94H6V95H8ZM16 94H18L17 92H16ZM25 94H26V92H25ZM35 94H36V92H35ZM89 94V95H88ZM104 94H106V93H104ZM108 94V93H107ZM106 94V95H107ZM156 94V95H155ZM174 94H173V96L172 97H174ZM187 94V96L189 97V95ZM222 94V93H221ZM226 94V95H227ZM6 95H5V97H6ZM34 95V94H33ZM38 95V94H37ZM40 95V94H39ZM38 95V96H39ZM50 95V94H49ZM110 95V94H109ZM149 95V94H148ZM162 95V96H161ZM180 95V94H179ZM180 95V96H181ZM1 96V95H0ZM13 96V95H12ZM19 96V95H18ZM41 96H43V95H41ZM41 96H39V97H41ZM95 96V95H94ZM96 96H98V95H96ZM111 96V95H110ZM180 96L178 97V98H180ZM184 96L185 95H183V98H184ZM212 96V95H211ZM217 96V95H216ZM2 97V96H1ZM44 97V96H43ZM50 97V96H49ZM92 97H93V95H92ZM107 98H108V96H106ZM140 97V96H139ZM152 97V96H151ZM188 97H185V98H188ZM213 97H215V95H213ZM225 97H227V96H225ZM227 97V98H228ZM4 98V97H3ZM2 98V99H3ZM26 98H27V96H26ZM42 98V97H41ZM143 98V97H142ZM163 98V97H162ZM175 98H177V97H174V99ZM181 98H182V96H181ZM209 98V97H208ZM218 98H219V96H218ZM217 98V99H218ZM220 98H222V97H220ZM227 98L225 99V100H227ZM246 98H244V99H246ZM87 99V100H88ZM104 99V98H103ZM113 99V98H112ZM141 99V98H140ZM169 99H171L172 100V98H169ZM243 99V98H242ZM4 100V99H3ZM6 100V99H5ZM93 100V99H92ZM101 100H102V98H101ZM108 100H109V98H108ZM139 100V99H138ZM186 100V99H185ZM184 99H183V101L182 102H184L185 101ZM188 100V99H187ZM91 101V100H90ZM107 101V100H106ZM149 101V100H148ZM7 102H8V100H7ZM7 102H5V103H7ZM92 102V101H91ZM94 102V101H93ZM96 103H97V101H95ZM131 102V101H130ZM164 102V101H163ZM162 102V103H163ZM169 102V101H168ZM168 102H166L168 105L169 104H172V103H168ZM196 102V103H195ZM224 102V101H223ZM227 102V103H228ZM245 102V101H244ZM243 102V103H244ZM248 102V101H247ZM250 102V101H249ZM251 102H252V100H251ZM5 103H3L4 105H5ZM56 105H55V104ZM87 103V102H86ZM100 103V102H99ZM104 103H106V102H104ZM113 104H114V102H112ZM134 103H136V102H134ZM144 103H145V101H144ZM147 103V102H146ZM162 103H160V105L162 104ZM174 104H176L177 102H173ZM209 103V102H208ZM221 104H222V102H220ZM8 104V103H7ZM6 104V105H7ZM88 104V103H87ZM92 104V103H91ZM91 104H90V106H91ZM167 104H166V106H167ZM174 104H173V106H174ZM249 104V103H248ZM5 105V106H6ZM43 105H45V106H43ZM69 105V106H68ZM96 105V104H95ZM105 105V104H104ZM111 105V104H110ZM110 105H109V107H110ZM144 105V104H143ZM193 105H192V107H193ZM5 106H2V107H5ZM8 106H9V104H8ZM87 107H89L88 105H86ZM93 106V105H92ZM91 106V107H92ZM106 106H108V104L107 105H105L104 106V108H108V107H106ZM113 106V105H112ZM147 106H149V105H147ZM159 106V105H158ZM163 105H161V107H162ZM170 106V105H169ZM168 106V107H169ZM172 106V108H171V110L174 112V107ZM184 106V105H183ZM187 106V105H186ZM191 106V105H190ZM222 106V105H221ZM220 106V107H221ZM99 107L100 106H98V110H100L99 109ZM132 107V106H131ZM141 107V108H140ZM160 107V106H159ZM164 109H165V102H164ZM163 107L161 108V109H163ZM188 107H189V104H188ZM187 107V108H188ZM210 107V106H209ZM227 107H229V106H227ZM226 107V108H227ZM229 107V108H230ZM246 107V106H245ZM92 108H95V107H92ZM97 108V107H96ZM103 108V107H102ZM113 108V107H112ZM155 108V107H154ZM182 108H185V106L184 107H182ZM186 108V109H187ZM229 108H227V110H229ZM6 109H8V107H6ZM83 109L85 110L84 112H83ZM163 109V110H164ZM190 109H192L191 107H189V110ZM9 110V111H10ZM98 110H97V112L95 111V113H98ZM104 110H107V109H104ZM102 111L103 113L102 114H104L106 111ZM111 110V109H110ZM109 110V111H110ZM156 110H157V108H156ZM166 110H167V112L168 113H166V114H163V116H166V115H168L169 114V112H172V111H168V108H166ZM166 110H164L165 112H166ZM188 110V109H187ZM193 110V109H192ZM192 110H190V113H194V114H196L197 112H199V111H197V110H195L196 111V113L194 112V110L192 111ZM206 110H207V108H206ZM213 110V109H212ZM224 110V109H223ZM8 111V113H10ZM94 111V110H93ZM108 111V110H107ZM135 111L136 112H138V113H136L135 114ZM164 111H163V113H164ZM185 111V110H184ZM208 111V110H207ZM206 111V112H207ZM210 111V110H209ZM208 111V112H209ZM214 112H215V110H213ZM6 112V111H5ZM87 112V111H86ZM90 112V111H89ZM112 112V111H111ZM157 112H159V111H157ZM187 112H189V111H186L185 113H187ZM205 112V113H206ZM249 112V111H248ZM88 113V112H87ZM107 113V112H106ZM123 113V112H122ZM127 113H129V112H127ZM133 113V116H135L136 118H138V122H137V120H135L136 118L135 117H133L131 114ZM148 113H150L149 111L147 112V114ZM177 113V112H176ZM192 113V114H193ZM213 113V112H212ZM240 113V112H239ZM12 113H10V114H8V115H11ZM16 114V116L18 117V115ZM33 114V115H32ZM49 114V113H48ZM55 114V115H56ZM108 114V113H107ZM106 114V115H107ZM125 114H126V112H125ZM135 114V115H134ZM141 114V115H142ZM154 114H155V112H154ZM160 114V113H159ZM162 114V113H161ZM209 114V113H208ZM208 114H207V116H208ZM215 114H217V113H215ZM214 114V115H215ZM224 114V113H223ZM8 115H6V116H8ZM15 115V114H14ZM13 115V116H14ZM60 115H58L57 117H55V118H58L59 117V121H62L61 119H63V118H61L60 119ZM81 115V116H80ZM90 116V113H88L87 115H86V113H85V117L86 118H88L87 116ZM100 115H101V113H100ZM112 115V114H111ZM122 115V114H121ZM129 115V114H128ZM149 115V114H148ZM170 115H172V114H169L168 115V117L170 116ZM225 115V114H224ZM230 115V116H229ZM16 116H15V118H13V120H15L16 121ZM23 116V117H22ZM45 116H47V115H45ZM49 116V115H48ZM66 118H65V117ZM95 116V115H94ZM102 117H104L103 115H101ZM108 116V115H107ZM107 116H105V117H107ZM115 116V115H114ZM118 116V115H117ZM123 116V115H122ZM125 116V115H124ZM127 116V115H126ZM153 116V115H152ZM151 116V117H152ZM159 116V115H158ZM177 115L175 114V116L174 117H176ZM193 116V115H192ZM194 116H196V115H194ZM193 116V117H194ZM223 116V115H222ZM242 116V115H241ZM244 116V115H243ZM12 117V116H11ZM19 117H20V115H19ZM18 117V118H19ZM31 117H29V119L31 118ZM42 117V116H41ZM44 117V116H43ZM51 116H49V118H50ZM53 117V118H54ZM84 117V118H85ZM116 117V116H115ZM115 117H111V118H114L115 119ZM119 117V118H120ZM173 117V116H172ZM180 117V116H179ZM197 117V116H196ZM211 117H213V115L211 114ZM220 117V116H219ZM218 117V118H219ZM225 117H226V115H225ZM223 118V119H221V117L219 118L220 120H224L223 122H224V125H225V122H229L230 120H228V118L226 117V118ZM237 117H239V116H237ZM18 118H17V120H18ZM26 118V117H25ZM82 118V119H81ZM121 118H120V120H121ZM159 118H160V116H159ZM159 118H157L158 119V121H159ZM162 118H164V117H162ZM166 118V117H165ZM171 118V117H170ZM217 118V117H216ZM232 118V117H231ZM240 118V119H239ZM235 122H236V126H237V128H238V122L240 123V121H243L242 120V117H239ZM245 118V117H244ZM7 119H8V117H7ZM47 119V118H46ZM147 119H149V118H147ZM156 119V120H157ZM172 119V118H171ZM174 119V118H173ZM178 119V118H177ZM195 119V118H194ZM219 119H215V120H217V122H218V120ZM246 119H247V117H246ZM50 120V119H49ZM56 120V119H55ZM56 121V122H59V121ZM87 120V119H86ZM112 120V119H111ZM116 120V119H115ZM123 120V119H122ZM133 120V119H132ZM188 120H190V122H188ZM198 120H199V118H198ZM197 120V121H198ZM210 120H212L211 118L209 119V121ZM226 120V121H225ZM245 120V119H244ZM11 121H12V119H11ZM10 121V122H11ZM24 121H25V119H24ZM27 121H28V119H27ZM96 120H94L93 121V123L95 122ZM117 121V120H116ZM116 121H114V122H116ZM131 121V122H130ZM234 121V120H233ZM248 121V122H247ZM12 122H14V121H12ZM18 122H20V120L18 121ZM29 122V121H28ZM30 122H31V120H30ZM64 122V121H63ZM97 122V121H96ZM110 122V121H109ZM113 121H112V125H114L113 123H114ZM163 122V121H162ZM206 122V121H205ZM211 122V121H210ZM216 122V121H215ZM232 122V120L229 122V123H226L227 125L228 124H230ZM243 122H245V121H243ZM25 123V122H24ZM49 122H46V124H48ZM69 123V124H68ZM92 123V122H91ZM102 122H100L99 121V124H101ZM117 123H119V121H117L116 122V124L115 125H118ZM128 123V124H127ZM195 123V122H194ZM233 123V122H232ZM231 123V124H232ZM32 124V123H31ZM45 123H44V125H46ZM60 124V122L58 123V125ZM84 124V123H83ZM95 124H97V123H95ZM103 124V123H102ZM120 124V123H119ZM121 124H122V122H121ZM155 124H160V125H162V126H155ZM178 124H181V122L180 123H178ZM178 124H177V126H178ZM211 124V123H210ZM235 124V123H234ZM57 125V126H58ZM63 125V124H62ZM82 125V124H81ZM170 125V124H169ZM213 125H215L214 124V122H213ZM219 125V124H218ZM226 125V126H227ZM241 125V124H240ZM245 125V124H244ZM12 126H14L13 124H12ZM60 126V125H59ZM85 126V125H84ZM98 126V125H97ZM100 127L102 126V125H99ZM106 125H104L103 127H105ZM119 126V125H118ZM122 126V125H121ZM156 127V129L154 128V127ZM217 126V125H216ZM230 126H232V125H230ZM236 126H235V128H236ZM11 127V126H10ZM15 127V126H14ZM53 127V126H52ZM56 127V126H55ZM54 127V128H55ZM61 127V129H62V126H60ZM63 127V128H64ZM109 127V126H108ZM113 127H115V126H113ZM120 127V126H119ZM158 127H160L162 130H163V128L162 127H164L165 129L164 130H166L164 133H165V135L164 134H159V133H154L155 135H156V137H155V135H154V139L155 138H157V136H159L160 138H157V140H153V138H152V136H151V133H153V130L154 131H157V130H161L160 128H158ZM220 127H221V124H220ZM234 127V126H233ZM240 127V126H239ZM47 128V127H46ZM50 128V127H49ZM116 129H117V126L115 127ZM152 128H154L153 130H152ZM174 128H176V126H174ZM185 128V129H184ZM206 129L207 128V130L205 131L206 132V134L207 133H210L211 135L210 136H207V137H209V140L207 141V142H204L205 140H204V138H206V136H203V134H205V133H203L201 136H203V137H201V138H198V137H196V134L197 133H200L201 132V130L202 129ZM223 128H224V126H223ZM226 128H228L229 129V127L227 126ZM231 128V127H230ZM246 128H247V126H246ZM13 129V128H12ZM22 129V128H21ZM25 129V128H24ZM52 129V128H51ZM57 129H60V128H57ZM108 129V128H107ZM106 129V130H107ZM113 129V128H112ZM177 129V128H176ZM175 129V130H176ZM204 129V130H205ZM214 129H217V128H215L214 127ZM218 129H219V127H218ZM232 129V128H231ZM47 130V129H46ZM50 130V129H49ZM103 130V129H102ZM105 130V129H104ZM105 130V131H106ZM110 130V129H109ZM120 130H121V128H120ZM162 130H161V132H162ZM163 130V131H164ZM12 131V130H11ZM20 131V130H19ZM53 131H57V130H53ZM90 131V130H89ZM236 131V130H235ZM237 131H238V129H237ZM240 131V130H239ZM47 132H48V130H47ZM54 132V133H55ZM58 132H60V130L59 131H57V133ZM113 132L115 133V129L113 130ZM116 132H118L117 130H116ZM123 131H122V133H124ZM151 132V133H150ZM187 132V133H186ZM20 133V132H19ZM49 134H50V132H48ZM53 132H52V134H54ZM62 133V132H61ZM87 133H89L90 134V132H87ZM92 133V132H91ZM163 133V132H162ZM173 133V132H172ZM40 134V133H39ZM47 134V133H46ZM45 134V135H46ZM49 134H48V136L47 137H49V139L51 140V136H49ZM60 134V133H59ZM85 134V133H84ZM83 134V135H84ZM94 134V133H93ZM116 134V133H115ZM149 134V135H148ZM166 134H168V136L170 137V138H167L168 136L166 135ZM176 134H177V132H176ZM201 134V133H200ZM214 134H216V133H214ZM44 135V134H43ZM44 135V138L46 137ZM85 135H87V134H85ZM147 135H148V137H147ZM199 135V134H198ZM209 135V134H208ZM228 135H229V133H228ZM89 136V135H88ZM90 136H92V134L90 135ZM94 137H95V135H93ZM117 136H118V134H117ZM149 136H151L150 138L152 139V140H149V139H147V138H149ZM180 136V137H179ZM214 136V135H213ZM212 136V137H213ZM216 136H217V134H216ZM216 136H215V138H216ZM222 136V133H221V135H220V140H223V138L225 137V135L223 136V137H221ZM46 137V138H47ZM53 137H55V135L53 136ZM123 137L121 138V139H123ZM182 137H186V138H188L187 140V142H189V140H192V141H190L189 143H186V139L184 140V138H182ZM218 137H219V135H218ZM92 138V137H91ZM202 138H203V140H202ZM228 138H230V137H228ZM88 139H90L89 137H88ZM94 139H96V138H94ZM116 139V138H115ZM224 139H226V141L228 140L227 139V137L226 138H224ZM233 139V138H232ZM41 140H45V139H41ZM49 140V141H50ZM80 140H82L84 143H82L81 144V141ZM102 140H104V139H102ZM111 140V139H110ZM117 141L119 140V139H116ZM219 140V141H220ZM52 141V140H51ZM92 141V140H91ZM96 141H98L97 139H96ZM120 141V140H119ZM210 141V142H209ZM226 141H224L223 143H226ZM48 142V140H46V142L45 143H47ZM87 142V141H86ZM93 142V141H92ZM106 142H108V141H106ZM121 142V141H120ZM123 142H125V140H123ZM134 142V143H133ZM140 142H142V143H140ZM214 142H218L217 140H215ZM222 142V141H221ZM230 142V141H229ZM44 143V142H43ZM88 143V142H87ZM95 143V142H94ZM102 143V142H101ZM100 143V144H101ZM111 144H112V142H110ZM206 143H209V144H206ZM211 143V144H210ZM50 145H51V143H49ZM53 144V143H52ZM100 144L98 145V147H102V148H104L103 146H105V145H101L100 146ZM110 144V145H111ZM123 144V143H122ZM138 143H137V146L139 145ZM218 144H221L220 142H218ZM227 144V143H226ZM43 145H45V144H43ZM47 145H48V143H47ZM82 145V146H81ZM124 145V144H123ZM208 146L209 147V145H210V147L214 150H212V151H208V150H211L210 148H208V150H207V152H205V151H203V149H205L204 147L205 146ZM222 145V144H221ZM223 145H225V144H223ZM222 145V146H223ZM42 146V145H41ZM90 146V145H89ZM219 146V145H218ZM231 146V145H230ZM112 147H113V144H112ZM139 148L141 147V146H138ZM137 147V149H139ZM232 147V146H231ZM106 148V147H105ZM111 148V147H110ZM115 147H113V149H114ZM123 148H124V146H123ZM203 148V149H202ZM219 148V147H218ZM220 148H222V147H220ZM226 148H227V146H226ZM126 149V148H125ZM136 150V144H135V147L133 148V150ZM142 149V148H141ZM140 149V150H141ZM207 149V148H206ZM215 149H217V148H215ZM223 149V148H222ZM43 150H44V148H43ZM42 150V151H43ZM45 150H46V148H45ZM44 150V151H45ZM54 150L52 151V153L54 152ZM97 150V151H96ZM132 150V149H131ZM132 150V151H133ZM139 150V151H140ZM230 150H231V148H230ZM44 151H43V153H44ZM50 151H45V153L44 154H46L47 152H50ZM60 151V150H59ZM136 151H138V150H136ZM218 151V150H217ZM223 150H221V152H222ZM61 152V151H60ZM121 152H123V151H121ZM120 152V153H121ZM131 152V151H130ZM211 152H214V153H211ZM219 152H220V150H219ZM227 152V151H226ZM55 154H58L57 152H54ZM53 153V154H54ZM141 153H142V151H141ZM179 153L180 154H182L183 156V160L181 159V156H179ZM49 154H51V152L49 153ZM49 154H46V155H49ZM54 154V155H55ZM63 154V153H62ZM65 154L67 155V153L65 152ZM123 154V153H122ZM140 154V153H139ZM143 154H145V153H143ZM178 154V155H177ZM224 155H225V153H223ZM54 155H52V156H54ZM70 155V156H69ZM126 155V154H125ZM179 156L180 157V159L179 158H177V156ZM193 155V157L192 158H190V156H192ZM219 155V154H218ZM50 156V155H49ZM112 156V155H111ZM144 156H145V158L147 157V159H145L144 158ZM174 156H176V159H174L175 157ZM244 156V155H243ZM67 157V156H66ZM125 158V157H124ZM135 158H136V156H135ZM140 158V157H139ZM139 158H136V159H138L137 161H139ZM223 158H224V156L222 155V160H223ZM231 158V157H230ZM242 158V157H241ZM136 159H134V160H136ZM170 159H174V161H173V164H171V161H170ZM177 159H179L178 161H179V163H180V160H182L183 161V163L185 162V165L182 163V161H181V163L183 164V166L182 167H184V166H187V167H185V168H190L189 169V171L193 168H195L194 170L192 169L190 172H194L195 170L197 171V175L195 176L194 174H196L195 172H194V174H192V173H190L189 171H183V172H185V174L187 173V175H186V177L184 178V176L183 177H181L180 179V181H177V178H176V181L177 182H174V181H172V176H170V173H171V175L173 174L172 172L174 171V172H177L178 173V171H176L177 170V162L178 161H176ZM72 160V159H71ZM74 160V159H73ZM74 160V161H75ZM107 160V161H106ZM111 160V159H110ZM114 160H115V158H114ZM119 160H120V157H119ZM76 161V162H77ZM226 161V160H225ZM241 161V160H240ZM73 162V161H72ZM79 162H78V164H79ZM109 162V161H108ZM115 162V161H114ZM114 162H113V164H114ZM242 162V161H241ZM249 162V161H248ZM253 162V161H252ZM135 164H134V167L136 166V161L134 162ZM138 163V162H137ZM179 163H178V166H180L179 165ZM222 163V162H221ZM251 163V162H250ZM117 164V163H116ZM139 164V163H138ZM138 164H137V170H140V169H138L139 167H138ZM149 164V165H148ZM199 164H202V166L204 167L205 166V168H202V167H200L199 166V168H196ZM223 164H226V163H223ZM241 164V163H240ZM120 165V164H119ZM143 166H145L144 164H142ZM236 165V164H235ZM60 166V165H59ZM58 166V167H59ZM139 166L141 167V164H139ZM248 166V165H247ZM80 167V166H79ZM112 167H114V166H112ZM136 167L134 168V169H136ZM181 167V166H180ZM181 167V168H182ZM61 168V167H60ZM97 170H99V171H97L98 172V175L96 174L97 172H96V169ZM117 168V169H116ZM170 168V169H169ZM185 168H183V169H185ZM200 168H202V169H204L205 171H200L199 169ZM224 168H226V167H224ZM77 169V168H76ZM114 169V168H113ZM128 168H126V170H127ZM130 169V168H129ZM133 169V170H134ZM141 169V170H142ZM199 170V172H198V170ZM218 169V170H217ZM70 170V169H69ZM136 170V171H137ZM148 170H149V172H148ZM171 172H170V171ZM180 170V169H179ZM58 171V170H57ZM100 171H102V172H100ZM132 171V170H131ZM181 171H182V169H181ZM180 171V172H181ZM221 171H223V169H220V172ZM238 171V170H237ZM80 172V171H79ZM125 172H130V170L129 171H125ZM137 172H139V171H137ZM142 172V171H141ZM140 172V174L142 175L143 174V172L141 173ZM170 172V173H169ZM179 172V173H180ZM201 172V173H200ZM248 172H250V171H248ZM58 173V172H57ZM65 173H68V172H65ZM89 173V174H88ZM99 173H101L102 175H104V176H102V175H99ZM177 173H175V174H177ZM202 173V175H204ZM223 173V172H222ZM230 173V172H229ZM233 173H235V170L233 171ZM233 173H232V175H233ZM240 172H238V175L240 176V174H239ZM53 174H55L54 173V171H53ZM52 174V176L53 177H55L54 175ZM59 174V173H58ZM79 174V173H78ZM181 174V173H180ZM242 174H244V173H242ZM249 174V173H248ZM106 175V176H105ZM179 175V174H178ZM183 175V174H182ZM206 175H207V173H206ZM205 175V176H206ZM214 175V176H213ZM221 177H220V176ZM227 176H228V174H226ZM51 176V175H50ZM49 176V177H50ZM51 176V177H52ZM77 176V177H78ZM127 176V175H126ZM140 176V175H139ZM173 176H175V175H173ZM236 176H237V174H236ZM242 176V175H241ZM49 178V179H54V178ZM71 177V178H70ZM87 177V179H86V182L85 181H83V179H85ZM100 177H102V179H103V177H106V180L104 179V181L102 180L101 181V178ZM137 177V176H136ZM141 177V176H140ZM178 177H180V176H178ZM217 177H216V179H217ZM226 177V178H225ZM234 177V176H233ZM54 179V185H57V183H58V181L56 182V180L57 179ZM128 178V177H127ZM142 178H143V176H142ZM149 177L148 178H146L145 180L147 181V179H150ZM175 178V177H174ZM211 178V179H212ZM237 178H238V176H237ZM208 179V178H207ZM235 179H236V177H235ZM88 180V181H87ZM131 180V179H130ZM174 180V179H173ZM179 180V179H178ZM218 180V181H219ZM132 181V180H131ZM130 181V182H131ZM217 181V182H218ZM51 182V181H50ZM52 182V183H53ZM83 182H85L84 184H83ZM214 182V181H213ZM212 182V183H213ZM152 183V184H151ZM212 183H210V184H212ZM216 183V182H215ZM218 183H220L221 184V181L220 182H218ZM83 184V185H82ZM131 184V185H130ZM203 184H204V182H203ZM49 185V184H48ZM54 185H53V187H54ZM59 185V184H58ZM200 187H199V186ZM202 185V184H201ZM216 185H217V183H216ZM222 185L220 186V188L222 187ZM106 188H105V187ZM109 186H110V189H109V192H111V193H113L114 194V196L115 197H121V199H122V201H123V198H124V200L125 201H121L120 199V201L122 202V204H120L119 203V205H121V206H123V207H127L126 209H124V208H121V206L118 208V207H116V205L118 204L117 202H118V199H112V198H110V199H108V200H116V202H115V204H114V202H108L107 201V199H106V197L110 194V196L112 195L111 193H109V194H106L105 192H107L108 191V188H109ZM135 186V185H134ZM148 185H146V187H147ZM145 187V186H144ZM143 187V188H144ZM149 187V186H148ZM202 187V188H201ZM215 187V186H214ZM218 187H219V185H218ZM262 187V186H261ZM50 188H51V186H50ZM56 188V187H55ZM134 188V187H133ZM199 188V189H198ZM217 188V187H216ZM220 188H218V189H220ZM52 189V188H51ZM147 189V190H148ZM222 189H220L221 191H222ZM260 189H261V191H262V188H259V191H260ZM47 190V189H46ZM49 190V189H48ZM54 190V189H53ZM57 190V189H56ZM132 190H134V189H132ZM146 190V189H145ZM214 190H216V189H213V192H214ZM219 190V191H220ZM44 191V189L41 191V192H43ZM52 191V190H51ZM140 191H144V190H140ZM218 191V190H217ZM46 192L47 191H44L43 193H45L46 194ZM55 192V191H54ZM210 192H212V191H210ZM224 192H220L222 195H223V197H225L224 196ZM51 194H52V192H50ZM57 193V192H56ZM88 193V194H87ZM98 193H101L102 194V197H101V195L99 194L98 195V199H97V201L99 202L100 201V203H97V201L95 202H93L92 200H96V198L95 199H92L91 200V197H93V196H95L96 194H98ZM105 193V194H104ZM108 193V192H107ZM145 193V194H146ZM153 193V192H152ZM217 193V194H216ZM264 192L262 191V193H260L261 195L263 194ZM59 194V193H58ZM104 194V195H103ZM138 194H140L141 195V198L139 199V198H137L136 196H134V195H137V196H140V195H138ZM144 195V197H146V198H149V199H152L153 201H155V205H153V207L151 208L150 207V205H148V199L146 200V198L143 200V198H142V196ZM215 194L217 195V198H218V194H219V192H215ZM259 194V195H260ZM46 195H49L48 194V192H47V194ZM54 194H52L51 196H53ZM55 195H57V194H55ZM209 195H208V198L210 199V197H209ZM222 195H221V197H222ZM236 195V196H235ZM50 196V195H49ZM103 196H104V198H103ZM114 196L112 195V197L114 198ZM123 196H125V197H123ZM212 196H211V198H212ZM47 197V196H46ZM95 197H97V196H95ZM102 198V200L104 199V201H102L101 200V198ZM123 197V198H122ZM214 197H216V196H214ZM220 197V196H219ZM233 197V198H234ZM255 197V198H254ZM263 197V196H262ZM48 198H50V197H48ZM108 198V197H107ZM217 198H215L216 200H217ZM226 198V197H225ZM243 198V200H245ZM42 199V198H41ZM141 199H142V201H141ZM195 199V200H196ZM227 199V198H226ZM226 199H225V201H226ZM232 199V198H231ZM231 199H228V200H231ZM240 199V198H239ZM238 199V200H239ZM255 199V200H256ZM262 199V198H261ZM91 200V201H90ZM126 200H128V203L126 202ZM146 200V201H145ZM152 200H151V202H149V204H151L152 203ZM220 200H224V198H219V202H220ZM233 200V199H232ZM232 200H231V202H232ZM242 200V199H241ZM245 200V201H246ZM101 201H102V203H101ZM143 201H145V205L146 206H149V209L147 210L146 208H144V210L143 209H141V207L144 205L142 202ZM207 201V200H206ZM206 201H205V203H206ZM209 201V200H208ZM221 201V202H222ZM224 201V202H225ZM235 201H237V199H235ZM234 201V202H235ZM257 201H259V199H257ZM104 202V203H103ZM194 202V203H193ZM218 202V203H219ZM220 202V203H221ZM227 202H229V201H227ZM234 202H233V204L231 205V206H234L233 208H235V210L238 208V206L236 205V207H235V205H234ZM237 202H240V200L239 201H237ZM243 202V201H242ZM241 202V203H242ZM247 202H244V203H247ZM41 203H44V201H42V202H40V204ZM110 203H112V204H114V205H112V204H110ZM117 203V204H116ZM125 203L127 204V205H125ZM209 203V202H208ZM208 203H206V204H208ZM256 203V202H255ZM259 203V202H258ZM97 204H100L99 206H97ZM101 204H103V205H101ZM129 204H130V207H129ZM143 204V205H142ZM200 204V205H201ZM204 204V203H203ZM209 204H211V203H209ZM225 204V203H224ZM228 205H229V203H227ZM240 204V203H239ZM257 204V203H256ZM105 205L107 206V208H105ZM125 205V206H124ZM144 205V206H145ZM151 205V206H152ZM205 205V204H204ZM215 205H217V204H215ZM215 205H214V207H215ZM242 205V204H241ZM240 205V206H241ZM245 205V204H244ZM247 205V204H246ZM245 205V206H246ZM145 206V207H146ZM194 206V205H193ZM198 205H196V207H197ZM201 206H203V205H201ZM209 206V205H208ZM221 208H224V207H226V206H224L223 207V204H221ZM245 206L243 207V208H245ZM248 206V205H247ZM255 207L254 208H256V205H254ZM258 206V205H257ZM204 207V206H203ZM213 207V208H214ZM143 208V207H142ZM209 208H211V207H209ZM212 208V209H213ZM220 208V207H219ZM230 207L228 206L227 207V210L229 209ZM232 208V207H231ZM124 209V210H123ZM146 209V210H145ZM189 210V211H187V210ZM195 209H198V207L197 208H195ZM201 209H203V208H201ZM246 209V208H245ZM141 210L143 211V212H141ZM210 210V209H209ZM221 210V209H220ZM227 210H225L224 209V212H226ZM232 209H230V211H231ZM238 210V209H237ZM242 210H244V209H241V211ZM187 211V212H186ZM198 212L200 211L199 209L197 210ZM203 211V210H202ZM217 211H219V210H217ZM222 211L223 210H221V215H222V217L223 216H225V214L223 215L222 214ZM198 212H195V213H197V215H198ZM201 212V211H200ZM207 212V211H206ZM208 212H210V211H208ZM232 212L233 211H231V213L229 212V214H231L232 215ZM239 212V211H238ZM218 213V212H217ZM228 213V212H227ZM235 213H236V211H235ZM200 215H201V213H199ZM241 214L239 215L238 213H237V215H236V218L234 219V218H230L231 216H229V217H227V215H226V217L223 219V218H221V221H220V224H221V226H224V224H225V221H226V223L228 224V223H230L232 220H236L237 218H239V216H241ZM253 214V213H252ZM197 215H196V218H200V217H197ZM40 216V217H39ZM190 216V217H189ZM199 216V215H198ZM220 215H219V213H218V218H219V220H220V217H219ZM233 216V215H232ZM252 217V218H249V217ZM189 217V218H188ZM211 217V216H210ZM233 217H235V216H233ZM243 217H245V218H243ZM250 219H248V218ZM37 218V217H36ZM38 218H37V220H38ZM191 218V219H190ZM242 218V219H241ZM190 219V220H189ZM222 219H223V223H221L222 222ZM247 219H248V222H247ZM252 219V220H251ZM33 220H34V217H33ZM36 220V219H35ZM35 221V222H37V224L38 223H41L40 224V226L42 225H44L43 227H42V229L45 227V228H47V224H46V226H45V223L44 224H42V222H38V221H40V219L38 220V221ZM230 220V221H229ZM238 219H237V221L238 222H240ZM42 221V220H41ZM234 221H232V223L234 222ZM251 221V222H250ZM253 221V222H252ZM243 222H247V224H245V223H243ZM232 223H230L229 224V226H227L226 224V226H227V228L228 227H230L231 225H232ZM241 223V222H240ZM34 224V223H33ZM65 224V225H64ZM66 224H68V225H66ZM223 224V225H222ZM235 224H237V222L235 221ZM235 224H233V225H235ZM239 224V223H238ZM237 224V225H238ZM245 224V225H244ZM57 225H59V226H57ZM240 225V224H239ZM253 225V227L250 225V228L252 227V228H254V229H256V227L254 226V224H252ZM48 226H49V224H48ZM86 226V225H85ZM92 226V225H91ZM225 226V227H226ZM38 227H39V225H38ZM37 227V228H38ZM80 227H82V226H80ZM198 227V226H197ZM225 227H221V231H222V233H221V231H220V237L223 235V237H221V239L223 240V238H224V236L225 235H229L230 236V238H232V236L234 237V235L232 234V236H231V234H228V232H230V231H228L227 229L225 230ZM264 227V226H263ZM45 228L43 229V230H45ZM49 228H51L50 226H49ZM54 227H52L51 228V230L53 229H55ZM86 228L87 227H85V230H86ZM95 228V227H94ZM232 228V227H231ZM249 228V229H250ZM251 228V233H253V229ZM41 229V228H40ZM39 228H38V230H40ZM42 229H41V232L40 233H36V235L39 237V234H41L42 235ZM48 229V228H47ZM47 229L45 230V232H43L44 234L46 233V235H47ZM91 229H92V227H91ZM196 229V228H195ZM229 229V228H228ZM50 230V231H51ZM78 230V231H77ZM82 230V229H81ZM80 230V231H81ZM198 230V229H197ZM229 230H231V229H229ZM48 231H49V229H48ZM56 231V230H55ZM55 231H53L54 232V237H53V235L51 234V236L49 237V238H55V236H56V232ZM100 231V232H101ZM104 231H102V232H104ZM187 231V230H186ZM196 231V230H195ZM194 231V232H195ZM255 231V230H254ZM263 231H264V229H263ZM198 232V231H197ZM200 232V231H199ZM96 233V232H95ZM201 233V232H200ZM219 233V232H218ZM255 233V232H254ZM253 233V234H254ZM84 234V233H83ZM88 234V233H87ZM91 234V233H90ZM94 234V233H93ZM98 235H99V233H97ZM103 234V233H102ZM167 234V235H166ZM202 234H204V233H202ZM222 234V235H221ZM252 234V236L255 238V236L257 235H253ZM264 233L262 232V237L264 236L263 235ZM40 235V236H41ZM201 235V234H200ZM43 237H45L44 235H42ZM41 236V237H42ZM85 236V235H84ZM94 236V235H93ZM186 236V235H185ZM197 236L199 237V234L197 233ZM202 236V235H201ZM228 236V237H229ZM71 237V238H72ZM197 237V238H198ZM218 237V236H217ZM262 237H260V240L261 239H263ZM3 238V237H2ZM1 237H0V246L1 245H3V240L4 239H2ZM48 238V239H49ZM52 238V239H53ZM70 238V237H69ZM172 238V239H173ZM201 238V237H200ZM73 239H71V240H73ZM165 239H166V237H165ZM199 239V238H198ZM197 239V240H198ZM234 239V238H233ZM233 239H231V240H233ZM70 240V239H69ZM86 240V239H85ZM169 240H171V239H169ZM194 240V239H193ZM228 240V239H227ZM254 240V239H253ZM53 241L54 240H52V242H51V244L53 243ZM84 241V240H83ZM82 241V242H83ZM155 241V242H156ZM168 241V240H167ZM262 241V240H261ZM263 241H264V239H263ZM72 242V241H71ZM74 242V241H73ZM154 242V243H155ZM157 242V243H158ZM197 242V241H196ZM234 242H235V240H234ZM45 243V242H44ZM69 243V242H68ZM94 245H93V244ZM157 243H156V245H157ZM192 244L194 243V246H195V242L193 241V242H191ZM224 243V242H223ZM237 243V242H236ZM253 243V242H252ZM264 243V242H263ZM54 244V243H53ZM79 244V243H78ZM81 244V243H80ZM79 244V245H80ZM191 244V245H192ZM159 245V244H158ZM161 245H163V243L161 244ZM239 245H241L240 243L238 244V246ZM253 245V244H252ZM222 246H223V244H222ZM237 246V247H238ZM51 247V246H50ZM160 247V246H159ZM162 247V246H161ZM221 247V246H220ZM224 247V246H223ZM239 247H241V246H239ZM52 248V247H51ZM80 248H81V246H80ZM219 248V247H218ZM154 249V248H153ZM165 249V248H164ZM254 249V248H253ZM150 250H151V248H150ZM164 251V250H163ZM170 251V250H169ZM242 251V250H241ZM42 252V251H41ZM46 252V251H45ZM87 252V253H86ZM240 252V251H239ZM43 253V252H42ZM82 253V252H81ZM251 253H252V251H251ZM45 254H47L48 255V253L46 252ZM40 256H41V254H39ZM38 255V256H39ZM43 255H44V253H43ZM42 255V256H43ZM45 256V257H49V256ZM81 255V254H80ZM84 255H82V256H84ZM170 255H171V257H170ZM249 255V254H248ZM42 256L41 257H39V258H42ZM82 256H79V257H82ZM84 256V257H85ZM177 256V255H176ZM250 256V255H249ZM44 257V256H43ZM251 257V256H250ZM169 258V259H168ZM50 259H51V261H52V257L50 258L49 257V261H50ZM161 259V260H160ZM252 259V258H251ZM44 261H48L47 260V258L46 259H43ZM165 260L163 261V262H165ZM218 260V259H217ZM221 260V261H220ZM218 262H216V264H222L221 262H222V259H220ZM50 261V264H54V263H52ZM166 261V262H167ZM168 262H170V261H168ZM43 263V262H42ZM45 264H49L48 262L46 263V262H44ZM43 263V264H44ZM160 264H162L161 262H160ZM215 264V263H214ZM253 264V263H252Z\"/></svg>",
  "mask_w": 264,
  "mask_h": 264
}]
</instances>
